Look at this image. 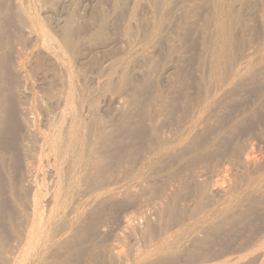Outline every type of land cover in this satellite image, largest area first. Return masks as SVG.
I'll return each instance as SVG.
<instances>
[{
    "label": "bare ground",
    "instance_id": "obj_1",
    "mask_svg": "<svg viewBox=\"0 0 264 264\" xmlns=\"http://www.w3.org/2000/svg\"><path fill=\"white\" fill-rule=\"evenodd\" d=\"M19 1V0H18ZM31 1H33V0H31ZM118 1V0H117ZM125 1V0H124ZM155 1V0H154ZM157 1V0H156ZM162 1V0H161ZM193 1V0H192ZM195 1V0H194ZM193 1V2H194ZM228 1V0H227ZM231 1H234V0H231ZM236 1V0H235ZM234 1V2H235ZM238 1V2H237ZM236 1V3H237V6H239V4L242 2V3H244L242 0H237ZM239 1H241V2H239ZM249 1H252V0H249ZM249 1L248 2H246V4L247 3H249ZM254 1V0H253ZM259 2V0H256V2ZM36 3H37V1H35ZM120 2V1H119ZM166 2V1H165ZM172 2H174V1H172ZM181 2H183L182 0H181ZM189 2H191V1H189ZM192 2V3H193ZM196 2V1H195ZM194 2V3H195ZM198 2L200 3V1L198 0ZM205 2H206V0H205ZM212 2H214V1H212ZM215 2H216V0H215ZM214 2V3H215ZM218 2H220V1H218ZM260 2H262V4L264 5V3H263V0H260ZM259 2V3H260ZM24 3H26V1L24 0ZM24 3H23V5H24ZM32 3V2H31ZM188 3V2H187ZM186 3V4H187ZM193 3V4H194ZM224 3H226V1H222V5L224 6ZM228 3V2H227ZM227 3H226V5L225 6H227ZM233 3V2H232ZM258 3V4H259ZM157 5H159L158 3H156ZM167 4V3H166ZM175 4V3H174ZM181 4V3H180ZM185 4V3H184ZM189 4V3H188ZM191 4V3H190ZM193 4H191V5H193ZM196 4V3H195ZM202 4V2L200 3V6H202L201 5ZM208 4H209V2H208ZM217 4V3H216ZM230 4H231V2H230ZM243 5L244 6V8H245V6L247 7L248 5H250V4H248V5ZM254 4V3H253ZM252 4V5H253ZM262 4L260 3L259 5L262 7ZM23 5H20L21 6V8H22V6ZM171 5V4H170ZM177 5V4H176ZM204 5V4H203ZM220 5V4H219ZM242 5V4H241ZM240 5V7H235L234 8V10H236V12H237V10L238 9H240V11H241V9L243 8L242 6ZM251 5V6H252ZM19 6V7H20ZM119 6H121V4L119 5ZM119 6H117V7H119ZM188 6V5H187ZM187 6H185V8L187 7ZM190 6V5H189ZM197 7H198V5H196ZM212 6V5H211ZM224 6V7H225ZM250 6V7H251ZM254 6V5H253ZM252 6V7H253ZM258 6V5H257ZM256 5H255V9H256V7H257ZM24 7H25V5H24ZM33 7H34V3H32V8L31 9H33ZM180 7V6H179ZM177 8V9H180V8ZM217 7V6H216ZM228 7V6H227ZM242 7V8H241ZM26 8H27V6H26ZM35 8V7H34ZM184 8V7H183ZM183 8H181V10H180V12L182 11V9ZM188 8V7H187ZM192 8V7H191ZM196 8V7H195ZM209 8V7H208ZM207 8V9H208ZM226 8V7H225ZM230 8V7H229ZM248 8V7H247ZM258 9L260 8V7H257ZM264 8V7H263ZM263 8H262V11L261 12H263L264 10H263ZM161 9V8H160ZM217 9H219V6H218V8ZM221 9V8H220ZM227 9V8H226ZM226 9H222V10H224V11H220V10H218V11H211L210 12V14H209V17H207V18H211L210 17V15H212L213 14V19H214V21H215V24H213L214 23V21H211V24H213V25H215V32H214V36H213V38H212V42H207L206 43V45H208V43H212V46H210V44H209V47L212 49V54H213V58L211 59V58H209L208 59V64H207V70H206V73H202V75L198 78V79H200L199 80V82L198 83H196V86H194V87H196L195 89H194V93L193 94H187L186 92V90H184L185 88H182L184 85V83H185V78H186V80L188 79L187 77H181L180 75H177V83L175 84V85H177L175 88H174V90H170L171 89V86L169 85V84H172L173 85V83H169V82H167V83H169L168 85H169V87H170V89H169V92L168 93H165V92H160V91H158V92H156V93H154V95L153 94H151V97H150V95H149V100L148 101H144V100H141L140 98V100H138L135 96H130V93H128L127 94V99L128 100H130V104H131V107H132V109H130V111L132 112V115L130 114L129 116H128V112H129V110H128V112H127V114H126V116H124L125 114H118V116H117V114H115L117 117H115V119L116 118H119V120L117 119V121L115 122V124L114 123H110V124H108L105 128H102L101 127V124L104 122V120L101 122V123H99L97 120H95V121H93L94 119V116H96V113H98V112H96L95 114L93 113V117H92V115H90L91 116V119H93L92 121L93 122H91L92 124H85L84 123V119H85V117H83L84 119H82V118H79L80 117V115H82V113L78 116V112L80 111H78V108L80 109V108H82V106H81V101L80 100H73V96L75 95V93H76V91H75V93H74V95L72 94V89H71V87H72V79L74 78V76H73V73H72V71H71V69L65 64V62H66V59H64V57H66V55H68L67 53H66V55L64 56V52H63V50L64 49H66L67 48V45L70 43L71 44V42H72V44H73V41H72V39H73V37H72V31L73 30H71L70 29V21L66 24V22H65V29H64V33H63V37H62V40L63 41H61V40H59L60 38L59 37H57L56 35V40H55V38H53V34L55 33H49L50 32V30H48L49 28H47L46 30H45V28H46V25L44 26L45 28H42L41 30H42V39L41 38H37L38 40H40L41 39V42H42V50L41 51H45V53H46V55L50 58V59H52L53 61H55V67L54 68H56L55 70H57V72L56 73H58L57 74V76H60V78H61V82H62V86H63V88H64V90L60 93V91H59V95H58V97H57V99H55V97L56 96H54L53 98L55 99V100H57V103L55 104V106H54V108H55V111L54 112H52V110H51V112H50V110L48 109V111L50 112V113H47V114H45V113H43V115H42V107H43V104H42V100H41V94H40V97H38V98H35V97H37V96H34V102H33V105L30 103V102H27V101H29V99H28V96H30V94L28 95H26V92H25V88H24V86H19L18 87V89H17V91L15 90V96H19V98L21 99V98H23V99H25V102L23 103H21V101H23V99L22 100H20L19 98H16V99H19V103H17L18 101L16 100V101H14V102H16L17 104H18V106H19V104L21 103V105H20V108H19V110H16L17 111V116H21L22 117V122H20L21 123V136H22V141H21V143L19 144V145H17V147H19V149H20V152H19V154H20V156L18 155V152H17V150L14 148V145L12 144L13 143V139H11V133H13L12 131L13 130H15V128L17 127V126H15L14 124H13V126H11L12 124H8V123H10V121L11 120H9V122H6V121H4V119H2L1 117H0V157H3V158H5L8 154H9V156L11 157V160L13 161V166L14 167H16V170L18 169V167L20 168V171H18V172H20V173H18V174H20L19 175V178H18V181H16V182H14V181H12V182H10V184L8 185V190H7V192H8V198H10L11 200H14V203L15 204H18L19 205V202H18V199H19V193L20 194H23L24 195V197H25V200H26V203H27V205L25 206V208L22 210V212H21V214H20V223L18 224L17 222L19 221H17L16 220V217H18V215L15 217L13 214V216H10V214H11V211H10V208L7 206L6 208H5V206H2L1 205V203H0V220L2 219V217H4L5 215H7V217H6V219H8V221L6 222V225H3V224H0V242L1 241H3V240H1V239H4V236H5V234H4V232H5V230L8 228V227H10V228H8L9 230V232L11 231L10 229H12V232H13V237H12V240H11V242H10V246H8V248L7 247H5V248H7L8 249V251H6V250H2V251H4V252H7V259H6V261H5V263L4 264H47V263H45L44 262V259H45V256H46V254H48V253H53V251H54V253H55V250H57V252H58V250H59V252H60V250H62V251H64V250H67L68 251V249H70V247H71V245L74 243L75 244V242L78 240V238L79 237H81L82 235H83V233H84V231L86 230V228H87V225L88 224H86V220L87 219H89V216H90V212L91 213H94L95 214V212L97 213L100 209L102 210L103 208H107V206L108 207H110V206H114L115 205V208H116V206H117V202H119V203H121V201L123 200V198H122V200H119V198L121 197V193H123V192H121V187H118V183L121 181V180H119V176H120V174H123L124 172H123V169L125 168V166H127V168L128 167H130V166H128L131 162H132V158H133V156H134V154L130 151L131 149H129L128 147L129 146H131L129 143V145H128V147H126L125 146V144H123V141H122V139L124 140V138H122L121 139V137L123 136V137H130L131 139H129L130 140V143L134 140L135 141V139H137L138 141H139V143L138 144H140V148H141V150H143V151H145V159L143 158H141V156H140V158H141V162L143 163V168L141 169L142 171H140L139 172V174L142 176V177H144V175H146L147 174V176H148V174H154L155 172L157 173V171L158 170H161L162 171V169L163 170H165L166 168H164V167H168V170L169 169H171V168H173V172H174V176H175V178H177V181L181 184H185V185H187L186 183H187V180H191V179H193V185H191L190 187V189H193V187L192 186H194V189L192 190L193 192H191V191H189V192H191L192 193V197L195 195V194H199L200 196H207V197H213V196H219L221 199H222V203L220 204V206L219 207H216V208H214V209H212L210 212H203V208H202V202L200 201V200H197V202L195 201V204L194 205H196V207H195V209L193 210V216H197V220L196 221H194V219L192 220V221H194L195 223H193L194 225H193V227L192 228H190V227H188L189 225H187V223H184L185 225H186V227H188L187 229H186V227H185V232L184 231H180V229L178 230V231H180V232H184L185 233V235H186V237H183V235H181V234H183V233H180V232H178L177 234H175L174 232H173V234H174V236L173 237H170V236H172L173 234H169L170 236H168V237H165L164 239H163V241H162V243H161V245L159 246V248L160 249H165V250H171V249H175V250H185V249H187L188 247H186V246H188V244H189V246L191 245V244H195V242L197 241L195 238H197V236H198V234H203L204 236H206L207 237V240L209 239H213V238H215L214 237V235H212V233L214 232V231H216L215 229H218L219 228V226L217 225H211V223H213V219H215V218H219V219H221V225L220 226H222V225H224V224H226V225H229V224H243V223H246V220H247V216H249L250 217V213L251 212H249V210H245V208H248V206H246L245 208L243 207V206H241V204L242 203H248V205L250 204H252L251 202H257V204H259L260 206H262L261 205V203L264 201V170H261V169H264L263 167H261V166H264L263 164H264V160H263V163L261 162V160H259V158H261L262 157V153H260V156L259 157H255L254 156V154H253V151L251 150V149H253V147L251 148L250 146H246V144L247 143H245V141H244V143H242L245 147V150L243 151L244 153H240L239 152V150H238V148H239V146H240V144H237V142L236 143H234L233 144V141H232V145H230V150L232 149V151H230V154H228L227 153V157H226V155H225V153H224V151H223V153H224V155H223V157H222V160L221 161H217V163L216 164H214V166L211 164V163H209V161L211 162V158H212V156H211V151H213V150H215L216 151V148H217V150H220V148H218L217 146H220L219 144H221V148H223V147H225V145L228 143V142H230L228 139H230L231 137H235L236 135L235 134H238L239 133V131H240V128H241V125L242 124H244V123H249V122H251L253 119H255L256 120V117H257V115L259 114L257 111H254V109H253V107H252V109L251 110H248V111H246V109L244 110V111H240V109H239V107L237 108V109H239V111H234V112H231L229 115H225V112H226V109L228 108V107H230V105L237 99V98H239L240 97V95L242 94V93H244V92H246V90L247 91H249V89H251L252 87H258L257 85H261V83H260V79L262 80V77L260 76L261 74H259V69L261 68V67H263L262 65H264V57H260L261 58V60H249V59H247V58H242V59H238L237 61H235L236 60V58H237V56H236V58L234 59V60H232L230 57H228L229 55H231V53L229 54V51H231L230 50V48H232L233 49V46H231V34H230V31H229V29H231V26H230V24H235L236 22L238 23L239 21V23H241L242 24V21H244L245 20V18L244 19H241V18H243V17H240L239 18V20L238 21H235L234 23L232 22L231 23V19H232V17H234V16H232L233 15V11H231V9H228L227 11H225ZM253 9H254V7H253ZM34 11H35V9H33ZM185 11L186 10H189V9H184ZM183 10V11H184ZM197 10H199V8H197ZM201 10V9H200ZM230 10V11H229ZM24 11V10H23ZM209 11V10H208ZM248 11V10H247ZM21 12V11H20ZM25 12V11H24ZM27 13H23V15L25 16V14L27 15L28 14V11H26ZM118 12V11H117ZM127 12H130V11H127ZM127 12H126V15L125 16H127ZM146 12V11H145ZM157 12V14L159 15V14H161L160 12L161 11H156ZM172 11H167V16H174V15H171V14H173V13H171ZM189 12V11H188ZM191 13H193V12H195V11H190ZM244 12H246V11H244ZM260 12V13H261ZM18 14H19V11L17 12ZM131 13V12H130ZM136 12H134V14H133V11H132V15H136L135 14ZM152 13V12H151ZM150 12H149V14H151ZM163 13V12H162ZM205 13V12H204ZM243 13V12H242ZM264 13V12H263ZM263 13H261V15L263 14ZM29 14H30V11H29ZM32 14V13H31ZM147 13H145V15H146ZM148 14V15H149ZM153 14V13H152ZM178 14V13H177ZM196 14H197V11H196ZM207 14V13H206ZM235 14V13H234ZM237 14H238V12H237ZM37 15V14H36ZM119 16L120 15H122V14H118ZM145 15H144V17H145ZM157 15V16H158ZM163 15H164V13H163ZM176 15V14H175ZM201 15V14H200ZM241 15V14H240ZM256 15H257V12H256ZM264 15V14H263ZM262 15V16H263ZM24 16H22V13H21V16L20 17H22L21 19H23V17ZM29 16V15H28ZM31 16V15H30ZM30 16H29V18H30ZM101 16V15H100ZM138 16V15H137ZM137 16H135V17H137ZM140 16H142V15H140ZM150 16V15H149ZM154 16H156L155 15V11H154ZM154 16H153V19H154ZM165 16V15H164ZM167 16H165L166 18H168ZM178 16V15H177ZM179 16H181V17H179V18H177L178 19V21H177V23L173 26V28H172V30H183V29H185L186 28V20H185V18H184V16H182L181 15V13H180V15ZM188 16H190V15H188ZM194 16H195V14H194ZM197 16V15H196ZM199 16V15H198ZM236 16H239V15H235V18H236ZM245 16V15H244ZM257 16H259V15H257ZM36 17V16H35ZM38 17V16H37ZM124 17V16H123ZM123 17L121 18V22H123V24H120V25H124L125 24V28L127 27L126 26V22L128 21L127 19V21L125 22V21H123ZM128 17H129V15H128ZM131 17V16H130ZM146 17L148 18V16L146 15ZM150 17H152V15L150 16ZM149 17V18H150ZM162 17V16H161ZM172 17L171 18H168V19H170V21H171V19H172ZM26 18V17H25ZM104 20L106 19V17L104 18V17H102ZM101 17H100V20L102 19ZM107 18H109V17H107ZM132 18V17H131ZM145 19V20H147V22H149V23H146V21H144V20H142L143 22H145V26L147 25V24H150V21H148V19ZM164 17H162V19H163ZM264 18V17H263ZM40 19V18H39ZM102 19V20H103ZM124 19H125V17H124ZM129 19V18H128ZM151 19V18H150ZM149 19V20H150ZM161 18H160V16H158V18H156V23H154V24H156V26L158 25L157 23H159V21H157V20H160V22H161V20H162ZM187 19V18H186ZM208 19V21L210 22V20ZM241 19V20H240ZM24 21L26 20V19H23ZM27 20H28V18H27ZM37 20V19H36ZM35 20V21H36ZM40 20H42V19H40ZM95 20H99V19H96L95 18ZM103 20V21H104ZM106 20H108V19H106ZM105 20V21H106ZM110 20V19H109ZM109 20L107 21V22H109ZM130 20V19H129ZM133 20V19H132ZM134 20H137V19H134ZM152 20V19H151ZM174 20H175V17H174ZM235 20V19H234ZM30 21V20H29ZM38 22H40L39 20H37ZM36 21V22H37ZM68 21V20H67ZM73 21V20H72ZM93 21V20H92ZM116 21H118V20H116ZM153 21H155V19L153 20ZM163 21V20H162ZM165 21V20H164ZM188 21V20H187ZM190 21V20H189ZM200 21V20H199ZM246 21V20H245ZM248 21V20H247ZM246 21V22H247ZM262 21V20H261ZM260 21V22H261ZM96 22V21H95ZM106 22V23H107ZM131 22V21H130ZM134 22H136V21H132V23H134ZM142 22V23H143ZM173 22V21H172ZM176 22V21H175ZM174 22V23H175ZM204 22V21H203ZM202 22V23H203ZM262 22H264V21H262ZM262 22H261V25H262ZM92 23V22H91ZM106 23H104L103 22V24H106ZM114 23H118V22H114ZM113 23V24H114ZM152 23V22H151ZM190 23V22H189ZM196 23V22H195ZM201 23V24H202ZM205 24H206V22H204ZM203 23V24H204ZM208 23V22H207ZM237 23L235 24L236 26H237ZM238 23V24H239ZM245 23V22H244ZM28 24V23H27ZM76 24V23H75ZM93 24H95V23H93ZM108 24H110L111 25V22L110 23H108ZM128 24H129V22H128ZM144 24V23H143ZM161 25H163V22L162 23H160ZM159 24V25H160ZM194 24V23H193ZM204 24V25H205ZM209 24V23H208ZM247 24V23H246ZM260 24V23H259ZM38 25V27H40L39 26V24H37ZM43 25V24H42ZM102 25V24H101ZM135 24H133V27H132V29L133 28H135L136 26H134ZM139 25V24H138ZM138 25H137V29H138ZM158 25V26H159ZM160 25V26H161ZM189 25V24H188ZM197 25V24H196ZM207 25V24H206ZM205 25V26H206ZM213 25H211V27L210 28H212L213 27ZM243 25V24H242ZM242 25H240L239 24V26H242ZM251 25V24H250ZM263 25H264V23H263ZM22 26H24L23 24H22ZM30 26V25H29ZM59 26V25H58ZM132 26V25H131ZM131 26H130V28H131ZM143 27L142 25H141V28H146V27ZM151 26V25H150ZM150 26H147V27H150ZM159 26V27H160ZM201 26V25H200ZM210 26V25H209ZM232 26H234V25H232ZM234 27L235 29L237 28V27ZM238 26V27H239ZM243 26H245L246 27V25H243ZM31 27V26H30ZM47 27H49V25L47 26ZM71 27H72V25H71ZM77 27V26H76ZM95 27V26H94ZM105 27V26H104ZM106 27H108V25H106ZM105 27V28H106ZM112 27H113V25H112ZM112 27H110V28H112ZM117 27V26H116ZM164 27H165V25H164ZM163 27V28H164ZM201 27H203V26H201ZM200 27V28H201ZM249 27V26H248ZM26 28V27H25ZM29 28V27H28ZM34 28V27H33ZM41 28V27H40ZM61 28V27H60ZM101 28V27H100ZM100 28H98V30L100 31V32H102V28L100 29ZM128 28H129V26H128ZM140 28V31H142L143 29H141ZM162 28V27H161ZM167 28H168V26H167ZM194 28V27H193ZM207 28H209V27H207ZM244 28V27H243ZM261 28H263V31H264V27L263 26H261ZM50 29H52L53 30V28H51L50 27ZM89 29V28H88ZM116 29V28H115ZM132 29H130V30H132ZM136 28H135V33H136V30H137ZM154 29H155V27H154ZM154 29H153V32L150 34L151 35V39H152V41L151 42H153V39L155 38V37H157V33L159 34V31H158V29H157V31L155 30L154 31ZM196 28H194V30H195ZM253 29V28H252ZM260 29V28H259ZM28 30V29H27ZM52 30H51V32H52ZM91 30H93V28H91ZM105 30V29H104ZM103 30V32L102 33H104V34H101L100 32H97V30L95 29V31L97 32V34L95 35L96 37L99 35V33L101 34V35H105V31ZM106 30H107V28H106ZM120 30H121V28H120ZM125 30V29H124ZM161 30H163L164 31V29H161ZM188 30V29H187ZM193 30V29H192ZM193 30V31H194ZM198 30H199V28H198ZM211 30V29H210ZM239 30V29H238ZM241 30V29H240ZM243 30V29H242ZM254 30V29H253ZM30 31V30H29ZM55 31V30H54ZM80 31V30H79ZM88 31V30H87ZM90 31V30H89ZM88 31V32H89ZM108 31V30H107ZM114 31V30H113ZM117 31H119V30H117ZM186 31V30H185ZM205 31H207V30H205ZM209 31V30H208ZM207 31V32H208ZM211 31H213V29L211 30ZM232 31H233V33H234V29L232 28ZM261 31H262V29H261ZM261 31H260V33H261ZM38 32H39V29H38ZM91 32V31H90ZM111 32V29H110V31H109V33ZM115 32V31H114ZM131 32V31H130ZM134 32V31H133ZM145 34H146V31L144 30L143 31ZM167 32H169V31H166V33ZM189 32V31H188ZM197 32V31H196ZM195 32V33H196ZM41 33V32H40ZM60 33H62V32H60ZM121 33V32H120ZM123 33V32H122ZM163 33V32H162ZM161 33V34H162ZM213 33V32H212ZM242 33V32H241ZM264 33V32H263ZM262 33V34H263ZM52 34V35H51ZM56 34V33H55ZM80 34V33H79ZM92 34V33H91ZM94 34H95V32H94ZM94 34H93V36H94ZM126 34H127V28H126ZM137 34H139V33H137ZM144 34V35H145ZM160 34V35H161ZM169 34V33H168ZM202 34H204V33H202ZM112 35V34H111ZM114 35H116V34H114ZM127 35H129L130 36V33L129 34H127ZM134 33L132 34V37H133V39H134ZM140 35V34H139ZM165 35V34H164ZM201 35V34H200ZM199 35V36H200ZM234 35V34H233ZM244 35V34H243ZM29 36V35H28ZM75 37H76V35H74ZM84 36H85V34H84ZM93 36H89L90 38L91 37H93ZM94 36V37H95ZM119 36V35H118ZM118 36H116V37H118ZM167 36V35H166ZM172 36V35H171ZM193 36H194V34H193ZM242 36V35H241ZM260 36H261V34H260ZM86 37H87V35H86ZM93 37V38H94ZM120 37V36H119ZM118 37V38H119ZM127 37L128 36H126V39H127ZM139 37H142L141 35L139 36ZM147 36H145V38H146ZM149 37V36H148ZM161 37H163V36H161ZM160 37V38H161ZM196 37V36H195ZM59 38V39H58ZM93 38H91V39H93ZM103 38V37H102ZM144 38V39H145ZM171 38V37H170ZM169 38V39H170ZM181 38H182V36H181ZM200 38H202V37H200ZM206 38V37H205ZM233 38V37H232ZM237 38H240V37H236V39ZM244 38V37H243ZM262 38V37H261ZM31 39V38H30ZM88 39V38H87ZM91 39H89V41L91 40ZM98 39V38H97ZM101 39V38H100ZM104 39V38H103ZM111 39V38H110ZM110 39H109V43L107 42L106 43V46H108L107 47V49L109 48V45L108 44H110ZM131 39V38H130ZM144 39L142 38V40H143V42H144ZM148 38H146L145 40H146V42H148V40H150V38L147 40ZM168 39V40H169ZM172 40H174V37H172L171 38ZM192 39V38H191ZM1 40V39H0ZM32 41H33V39H31ZM35 40V39H34ZM57 40H59V41H57ZM73 40H75V38L73 39ZM108 40V39H107ZM113 40V39H112ZM114 40H115V38H114ZM113 40V41H114ZM141 40V39H140ZM142 40L140 41V44H143V42H142ZM157 41H159L158 40V38L156 39ZM156 40H154L155 41V43L157 42ZM165 40H167V38L165 39ZM171 40V41H172ZM178 40H179V38H178ZM190 40V39H189ZM188 40V41H189ZM237 40H239V39H237ZM243 40V39H242ZM241 40V41H242ZM56 41H57V43H56ZM61 41V42H60ZM85 41H86V38H85ZM94 41V40H93ZM93 41H92V43H93ZM119 41V40H118ZM118 41H117V46H118ZM122 41H124V40H122ZM129 41V40H128ZM137 41V40H136ZM183 40H181L180 42H182ZM187 41V40H186ZM207 41V40H206ZM243 41H245V40H243ZM249 41V40H248ZM257 41V40H256ZM259 41V40H258ZM261 41V40H260ZM60 42V43H59ZM97 42H102V41H97ZM116 42V41H115ZM115 42H113V43H115ZM130 42H133V41H130ZM129 42V43H130ZM138 42H139V40H138ZM146 42H144V43H146ZM150 42V41H149ZM148 42V44H151V43H149ZM167 42H169V41H166V43ZM263 42V41H262ZM5 43H6V41H5ZM35 42L33 41V46L35 45L34 44ZM96 43V42H95ZM121 43V42H120ZM124 43V42H123ZM175 43V42H174ZM252 43V42H251ZM256 43V42H255ZM261 43V42H260ZM69 44V45H70ZM98 44V43H97ZM97 44H96V50L98 49L97 48ZM104 43L102 42V44H99L98 45V47L100 48V45H102L103 47H104V49L106 48V46H104L103 45ZM122 44V43H121ZM164 44V43H163ZM168 44V43H167ZM169 44H171V43H169ZM178 44V43H177ZM179 44H181V43H179ZM183 44V43H182ZM200 44H201V42H200ZM238 44V43H237ZM243 44V43H242ZM246 44L248 45L249 44V42L247 43L246 42ZM258 44H259V42H258ZM2 45H4V44H2ZM9 45V44H8ZM113 45V44H112ZM122 45H125V44H122ZM155 45V44H154ZM161 45H162V43H161ZM161 45L159 44V46L161 47ZM175 45H176V43H175ZM185 45V44H184ZM244 45V44H243ZM253 45V44H252ZM255 45V44H254ZM70 46H72V45H70ZM69 46V47H70ZM82 46V45H81ZM91 46V45H90ZM127 46V45H126ZM138 46V45H137ZM144 46H145V44H144ZM147 46V45H146ZM150 46V45H149ZM157 46V45H156ZM158 46V47H159ZM164 46V45H163ZM169 46V45H168ZM171 46H174V45H171ZM177 46V45H176ZM179 47H180V45H178ZM188 46V45H187ZM204 46V45H203ZM259 46H260V44H259ZM4 46H2V48H3ZM19 47H20V45H19ZM35 47H36V45H35ZM66 47V48H65ZM76 47V46H75ZM92 47H93V44H92ZM92 47H91V49H92ZM123 47V46H122ZM122 47H120L119 46V48H121L122 49ZM134 47H136L135 45H134ZM133 47V48H134ZM178 47V48H179ZM247 47V46H246ZM251 47H253V46H251ZM251 47H249L250 48V50H252V48ZM257 46H255V47H253V49L254 48H256ZM24 48V47H23ZM34 48V47H33ZM71 48V47H70ZM94 48H95V45H94ZM93 48V49H94ZM115 48V47H114ZM114 48H112V49H114ZM126 48V47H125ZM128 49H129V46L127 47ZM127 48H126V50H127ZM146 48H149V47H146ZM145 48V49H146ZM154 48V47H153ZM183 48H184V46H183ZM182 47H181V50L183 49ZM210 48H208V49H210ZM241 48H243V47H241ZM248 47H247V49H249ZM17 48H15V50H16ZM18 49H20V48H18ZM17 49V50H18ZM28 49V48H27ZM41 49V48H40ZM92 49V50H93ZM107 49H105V50H107ZM111 48H110V50H112ZM117 49H118V47H117ZM131 49L132 48H130V51H131ZM139 49V48H138ZM173 49H175V48H173ZM190 49V48H189ZM210 49V50H211ZM236 49V48H235ZM256 49H258V48H256ZM260 49V48H259ZM262 51H263V56H264V48L262 47ZM1 50V49H0ZM22 50V49H21ZM29 50V49H28ZM28 50H26V51H28ZM32 50V49H31ZM68 50V49H67ZM76 50V49H75ZM125 50V51H126ZM140 50V49H139ZM144 50V49H143ZM147 50V49H146ZM148 50H150V49H148ZM160 49H158V51H159ZM163 50V49H162ZM171 50V48L169 49V53L171 52L170 51ZM180 50V49H179ZM193 50V49H192ZM199 50H201V49H199ZM242 50H243V52H244V54L247 56V50H246V52L244 51L245 49L243 48V49H241V52H242ZM250 50H249V52H250ZM7 51V50H6ZM19 51V50H18ZM38 51V50H37ZM36 51V52H37ZM41 51H40V53H41ZM99 51L100 50H98L97 52L99 53ZM107 51H109V50H107ZM124 51V52H125ZM132 51H133V49H132ZM137 51V50H136ZM153 51V50H152ZM9 52V51H8ZM16 52V51H15ZM25 52V51H24ZM68 52H69V50H68ZM90 52H92L91 50H90ZM105 51H103V54L104 55H106L105 53H104ZM109 52H111V51H109ZM109 52H106V53H109ZM122 52H123V50H122ZM122 52H120V53H122ZM123 52V53H124ZM129 52V51H128ZM134 52V51H133ZM133 52H131V53H133ZM138 52V51H137ZM143 52V51H142ZM146 52V51H145ZM144 52V53H145ZM160 52H161V50H160ZM181 52V51H180ZM192 52H194V51H192ZM232 52V55H233V50L231 51ZM242 52V53H243ZM252 52V51H251ZM250 52V53H251ZM259 52V51H258ZM257 52V53H258ZM14 53V52H13ZM12 53V54H13ZM35 53V52H34ZM94 53V52H93ZM98 53H96V56H97V54ZM113 53V52H112ZM122 53V54H123ZM136 53V52H135ZM135 53H134V55H135ZM148 53H150L149 51H148ZM156 53H157V51H156ZM156 53H154L155 55H156ZM175 53V52H174ZM179 53V52H178ZM236 53H238V52H236ZM15 54V53H14ZM36 54V53H35ZM35 54H34V56H35ZM95 54V53H94ZM102 54V55H103ZM110 54V53H109ZM122 54H121V56H122ZM127 54V53H126ZM146 54V53H145ZM145 54H144V57H147V54H146V56H145ZM152 54V53H151ZM150 54V55H151ZM158 54V53H157ZM173 54V53H172ZM229 54V55H228ZM254 54V53H253ZM26 55V54H25ZM24 55V56H25ZM36 55H38V54H36ZM41 55V54H40ZM39 55V56H40ZM43 55V54H42ZM41 55V56H42ZM103 55V56H104ZM141 55V54H140ZM143 55V54H142ZM150 55H148V57L150 56ZM155 55H151V60H152V57H155ZM171 55V54H170ZM202 55H205V54H202ZM231 55V56H232ZM235 55H237V54H235ZM245 55H243V56H245ZM261 55V54H260ZM34 56H33V59H34ZM46 56V57H47ZM70 56H72V55H70ZM88 56V55H87ZM98 56H99V54H98ZM101 56V55H100ZM99 56V57H100ZM112 56H114V55H112ZM124 56L126 57V55H123V58H124ZM163 56V55H162ZM161 56V54H160V57H162ZM183 56V55H182ZM181 56V58H183ZM188 56V55H187ZM197 56V55H196ZM256 56V55H255ZM44 57V55L42 56V58ZM91 57V56H90ZM106 57H108V56H106ZM116 57V56H115ZM129 57L130 56H128V59H129ZM131 57H133V54H131ZM130 57V58H131ZM143 57V58H144ZM194 57H195V55H194ZM198 57V56H197ZM200 57V59H201V56H199ZM199 57L198 58H196L195 57V59H199ZM204 57V56H203ZM206 57H207V55H206ZM205 57V58H206ZM254 57V56H253ZM257 57V56H256ZM255 57V58H256ZM25 58V57H24ZM35 58H37V56H35ZM40 58V57H39ZM74 58V57H73ZM93 58V57H92ZM92 58H90L89 59V61L90 60H92V62L94 61ZM94 58H95V55H94ZM101 59H102V56L100 57ZM105 58V57H104ZM110 58V57H109ZM117 58V57H116ZM193 58V57H192ZM230 58V59H229ZM259 58V57H258ZM257 58V59H258ZM26 59V58H25ZM29 59V58H28ZM38 59V58H37ZM43 59H45V58H43ZM46 59H48V58H46ZM49 59V62H52V60H50ZM113 59V58H112ZM127 59V60H128ZM131 59H133V58H131ZM134 59H136L135 57H134ZM141 59V58H140ZM183 59H185L186 60V58H183ZM189 59V58H188ZM187 59V60H188ZM23 60V55H21L20 54V52H18V53H16V56H15V59H14V62H12L13 63V67L11 66V68H12V70L13 71H15L17 74H21V71H23V62L24 61H22ZM27 60V59H26ZM71 60V59H70ZM74 60V59H73ZM87 60V59H86ZM100 60V59H99ZM108 60H111V59H108ZM125 60V59H124ZM123 60V61H124ZM127 60L126 61H124L125 63L127 62ZM130 60V59H129ZM157 60H160V59H158V57H157ZM174 60H176L175 58H174ZM178 60V59H177ZM177 60H176V62H177ZM182 60V59H181ZM205 60H207V58L205 59ZM9 61V60H8ZM12 61V60H11ZM36 61H39V59L38 60H36ZM41 61V60H40ZM47 61V60H46ZM102 61H106V60H102ZM101 61V62H102ZM115 61H117V59H115ZM122 61V62H123ZM142 61V60H141ZM156 61V60H155ZM154 61V62H155ZM162 61H163V59H162ZM161 61V62H162ZM193 61V60H192ZM195 61V60H194ZM10 62V61H9ZM44 61L42 60V63H43ZM48 62V61H47ZM47 62L45 63V64H47ZM109 62V61H108ZM111 62V61H110ZM109 62V63H110ZM118 62V61H117ZM116 62V63H117ZM122 62H120V63H122ZM145 62V61H144ZM160 62V61H159ZM158 62V63H159ZM184 62V61H183ZM197 63H198V61H196ZM201 62H202V60H201ZM201 62L199 61V63H200V65H201ZM30 63H34V62H32V61H30ZM39 63V62H38ZM54 63V62H53ZM53 63H51V66H52V64ZM77 63H78V61H77ZM88 63V62H87ZM93 63H95V61L93 62ZM104 63V62H103ZM112 63L113 64H115V62H113L112 61ZM156 63V62H155ZM163 63H164V61H163ZM168 63H170V62H168ZM171 63H173V62H171ZM179 63V62H178ZM203 63H204V61H203ZM9 64H11V62L9 63ZM25 64H27V66H28V63L26 62ZM36 62L32 65L33 67H35L36 66ZM50 64V63H49ZM49 64H47V65H49ZM78 64H80V61H79V63ZM86 64V63H85ZM102 64V63H101ZM100 64V65H101ZM113 64H111V65H113ZM127 64V63H126ZM130 64V63H129ZM137 64H139V63H137ZM137 64H136V67L134 68L135 70H136V68H137ZM141 64V63H140ZM148 64H151V62H147V64L145 65V67L143 68L144 70H146L145 68H149L150 69V67H149V65ZM176 64V63H175ZM12 65V64H11ZM35 65V66H34ZM43 65H44V63H43ZM69 65V64H68ZM74 65H76V64H74ZM81 65V64H80ZM133 65V64H132ZM142 65V64H141ZM162 65V64H161ZM177 65V64H176ZM26 66V65H25ZM46 65H44V67H45ZM72 66V65H71ZM98 66H99V64H98ZM104 66H107V63L104 65ZM110 66V65H109ZM115 66H118V64L117 65H115ZM115 66H113V71H117V68H114ZM126 66V65H125ZM128 66V65H127ZM130 66V65H129ZM128 66V67H129ZM135 66V65H134ZM139 66V65H138ZM157 66V65H156ZM172 66V65H171ZM174 66V65H173ZM188 66V65H187ZM186 66V67H187ZM9 67H10V65H9ZM29 67H31L30 66V64H29ZM37 67L38 68H41V67H39L38 66V64H37ZM37 67L35 68V69H37ZM89 67H92V65L91 66H89ZM123 67V66H122ZM121 67V68H122ZM128 67H126V68H128ZM132 68H133V66H131ZM158 67V66H157ZM166 67L167 66H165V69H166ZM168 67H170V66H168ZM168 67H167V69H168ZM177 67V66H176ZM189 67V66H188ZM43 68V67H42ZM46 68H47V66H46ZM53 68V69H54ZM110 68H111V66H110ZM130 68V67H129ZM156 68V67H155ZM185 68V67H184ZM191 68V67H190ZM264 68V67H263ZM262 68V69H263ZM32 69L33 68H31V71H32ZM34 69V70H35ZM44 69V68H43ZM47 69H49V67L47 68ZM52 69V68H51ZM50 69V70H51ZM96 69V68H95ZM100 69V68H99ZM105 69H108L107 67L105 68ZM104 69V70H105ZM115 69V70H114ZM138 69H140V67L138 68ZM137 69V70H138ZM172 69V68H171ZM187 69V68H186ZM25 70H27V69H25ZM46 70V69H45ZM55 70H52V71H49L50 73L52 72H54ZM127 70H130V73L131 72H133L134 73V71H131V68L130 69H127ZM141 70V69H140ZM161 70V69H160ZM43 71V70H42ZM106 71H108V70H106ZM119 71H120V68H119ZM142 71V70H141ZM147 71V70H146ZM153 71V70H152ZM151 71V72H152ZM170 71H171V73H170ZM168 70V72L170 73V74H168V72H166V74H168V75H172V70ZM189 71V70H188ZM261 71H263V70H261ZM260 71V72H261ZM45 72V71H44ZM78 72V71H77ZM76 72V73H77ZM83 71H79V73H82ZM90 72V71H89ZM99 72V71H98ZM129 71H127V73H128ZM139 72V71H138ZM137 72V73H138ZM156 72H157V69H156ZM164 72V71H163ZM198 72H200V70L198 71ZM25 73H27V72H25ZM24 73V74H25ZM30 73V72H29ZM29 73H27V74H29ZM41 73H43V72H41ZM47 73V72H46ZM112 73V72H111ZM113 73H115V72H113ZM117 73H118V71H117ZM124 73H125V70H124V68L121 70V72H119V74H118V77H117V75H116V73L115 74H113V75H116V77H113V75L110 77H108L107 79H105V77L107 76L106 74L107 73H105L103 76H105L104 77V80L105 81H103L102 83H99V82H101V80H103V79H99L100 77V75H98L97 77H99L98 79L100 80H98V81H95L96 82V84H97V86L99 85V87H101V88H99V91H101V90H104L103 92H105V94L109 97V99H111L110 98V96H109V93H106L107 91L108 92H110V95L112 96V94L114 93H118L119 92V94L117 95H115V98H114V96L112 97V98H114V99H112L113 101H112V103L111 104H113V106H114V109H115V111H124L123 109L126 107V105L128 106V100L126 99V98H124V96L122 97V96H120V95H122V91L125 89H127L126 87H128L127 86V82H126V80L123 78L124 76ZM126 73V74H127ZM135 74V75H138L139 77H140V75L139 74ZM141 73V72H140ZM143 73V72H142ZM145 74L147 73V72H144ZM148 73H149V70H148ZM165 73V72H164ZM83 74V73H82ZM101 74V77H102V73H100ZM129 74V73H128ZM127 74V75H128ZM160 74V73H159ZM165 74V75H166ZM174 74V73H173ZM187 74H188V72H187ZM195 74H197V73H195ZM194 74V75H195ZM263 74V73H262ZM29 75H31V73L29 74ZM28 75V76H29ZM86 75V74H85ZM130 75V74H129ZM133 75V74H132ZM153 75V74H152ZM157 75V74H156ZM162 75V74H161ZM189 75V74H188ZM198 75V74H197ZM12 76V75H11ZM54 76V75H53ZM96 76V75H95ZM143 76H146V75H144L143 74ZM143 76H141V77H143ZM149 77H150V75H148ZM185 76H186V74H185ZM14 77H17L16 75L14 76L13 75V79H14ZM21 77V75L19 76V78ZM46 77V76H45ZM89 77H93V75L91 76V73H90V76ZM96 77V78H97ZM129 77V76H128ZM128 77H126V78H128ZM137 77V76H136ZM139 77H137L138 79H139ZM152 77H155V76H152ZM151 77V78H152ZM19 78H16V80L17 79H19ZM22 78V77H21ZM28 78V77H27ZM32 78V77H31ZM48 78V77H47ZM53 78V80L55 79L54 77H52ZM57 78V77H56ZM59 78V79H60ZM78 78V77H77ZM88 78V77H87ZM130 78L132 79V77L130 76ZM135 78V77H134ZM145 78V77H144ZM12 79V80H13ZM34 79L35 78H32V80L34 81ZM59 79H58V81H59ZM92 79V78H91ZM94 79V78H93ZM91 80L92 82L95 80ZM114 80V83H112L111 81H113ZM136 79V78H135ZM146 79V78H145ZM170 79V78H169ZM190 79V81H191V78H189ZM194 79H197V77L196 78H194ZM193 79V80H194ZM264 79V78H263ZM28 80V79H27ZM32 80H30L31 82H32ZM42 80H43V78H42ZM48 80H49V78H48ZM78 80V79H77ZM133 80V79H132ZM147 80V79H146ZM146 80H145V82L143 83V84H145L146 83ZM154 81H156L155 79H153ZM0 81H1V88H3L2 90H5V91H7L8 90V88H9V77H8V72H7V66H6V64H5V62L4 61H1L0 62ZM15 81V80H14ZM19 81V80H18ZM21 81H23V80H20V82ZM37 81H39V78H38V80ZM50 81V80H49ZM55 81V80H54ZM56 81H57V79H56ZM56 81L54 82V83H56ZM57 81V82H58ZM82 82H83V80H81ZM135 81L136 80H134V87H136V85L138 86V87H140L139 85H138V82L135 84ZM142 81V80H141ZM165 81H167V80H164V81H160L161 83H165ZM188 81V80H187ZM186 81V82H187ZM263 82H264V80H262ZM26 82V81H25ZM28 82V81H27ZM27 82H26V84H27ZM35 82V81H34ZM48 82V81H47ZM80 82V81H79ZM111 84H110V83ZM157 82V81H156ZM159 82V81H158ZM170 82H172V81H170ZM189 82V81H188ZM15 83V86H14V88H16L17 86H16V81L14 82ZM23 83H24V81H23ZM30 83V82H29ZM33 83V82H32ZM32 83H30V84H32ZM38 83H40V82H38ZM45 83V82H44ZM167 83H165V84H167ZM193 83V82H192ZM260 83V84H259ZM47 84V83H46ZM58 84H60V83H58ZM76 84V83H75ZM74 84V85H75ZM84 84V83H83ZM89 84V83H88ZM93 84V83H92ZM96 84H95V86H96ZM140 84V83H139ZM142 84V85H143ZM160 84V83H159ZM189 84H191V83H189ZM263 84V83H262ZM14 85V84H13ZM36 85V84H35ZM34 85V86H35ZM81 85V84H80ZM85 85H87V84H85ZM91 85V84H90ZM89 85V86H90ZM101 85V86H100ZM129 85V84H128ZM146 85V84H145ZM193 85H195V83H193ZM264 85V84H263ZM40 86H41V84H40ZM58 86V85H57ZM60 86V88H61V85H59ZM76 86V85H75ZM74 86V87H75ZM89 86H86V87H89ZM97 86H96V88H97ZM130 86V90H131V88H134V87H131L132 85L130 84L129 85ZM144 86V85H143ZM143 86H141V88L143 87ZM187 87L189 86V85H186ZM31 87V86H30ZM29 87V88H30ZM36 87V86H35ZM39 87V86H38ZM37 87V88H38ZM47 87H48V85H47ZM55 87H56V85L54 86V89H55ZM76 87H78V86H76ZM81 87H82V85H81ZM91 87H94V86H91ZM146 87V86H145ZM262 87H264V86H262ZM13 88V87H12ZM41 88V87H40ZM90 88V87H89ZM89 88H87V89H89ZM155 88V87H154ZM158 88V87H157ZM260 88V87H259ZM32 89H33V87H32ZM36 89V88H35ZM42 89V88H41ZM53 89V91L54 92H57L58 93V91H55ZM86 89V88H85ZM93 88H91V93L92 94H90L88 91H87V93H89V95H93L94 94V92L93 91H95V90H92ZM94 89H95V87H94ZM129 89V88H128ZM156 89V88H155ZM173 89V88H172ZM261 89H263V88H261ZM1 90V89H0ZM12 90V89H11ZM38 90V89H37ZM59 90V89H58ZM142 90V89H141ZM158 90V89H157ZM159 90H160V88H159ZM257 90V89H256ZM264 90V89H263ZM34 91V90H33ZM51 91H52V89H51ZM49 92V90H48V92H49V94L50 93H54V92ZM74 91V90H73ZM82 91H83V89H82ZM86 90H84V92H85ZM138 91H140V88H139V90ZM137 91V92H138ZM145 91V90H144ZM184 91H186L185 93H184ZM30 92V91H29ZM34 92H37L36 90L34 91ZM125 92V91H124ZM127 92V91H126ZM129 92V91H128ZM135 92H136V90H135ZM136 92V93H137ZM140 92H142V91H140ZM153 92V91H152ZM190 92H191V90H190ZM10 93V92H9ZM14 93V92H13ZM33 93V92H32ZM43 93V92H42ZM81 93V92H80ZM96 93H98V90L96 91ZM132 93H134V92H132ZM247 93V92H246ZM258 93V92H257ZM7 94V93H6ZM48 94V93H47ZM54 94H56V93H54ZM85 93H83V95H84ZM99 94V93H98ZM104 94V95H105ZM126 94V93H125ZM145 94V93H144ZM1 95V94H0ZM34 95H35V93H34ZM57 95V94H56ZM77 95V94H76ZM75 95V97H77ZM89 95L87 94V96H86V99L87 100H89L87 97H89ZM103 95V94H102ZM103 95V96H104ZM153 95V96H152ZM46 96V95H45ZM52 96V95H51ZM99 96H101V94L99 95ZM130 96V97H129ZM257 96V95H256ZM48 97V96H47ZM94 96H92V98H93ZM108 97H106V99L108 98ZM244 97V96H243ZM261 97H264V95H262ZM45 98V97H44ZM79 98V97H78ZM84 98V97H83ZM95 98H96V96H95ZM98 98V97H97ZM96 98V99H97ZM101 98L102 97H99V99L101 100ZM142 98H144V97H142ZM1 99V98H0ZM5 99V98H4ZM28 99V100H27ZM85 99V98H84ZM98 99V100H99ZM104 99H105V97H104ZM15 100V99H14ZM46 100H47V98H46ZM100 100H99V102H100ZM0 101H2V100H0ZM48 101V100H47ZM54 101V100H53ZM52 101V102H53ZM90 101H91V99H90ZM89 101V102H90ZM93 101V100H92ZM96 102H97V100H95ZM102 101H104V100H102ZM144 103H143V102ZM4 102H5V100H4ZM43 102H44V100H43ZM51 102V103H52ZM87 103H88V101H86ZM99 102H97V104L99 103ZM108 100H107V103H106V101H105V103H106V105L107 106H109V104H108ZM236 102H239V101H236ZM235 102V103H236ZM11 103V102H10ZM54 103V102H53ZM92 103H94V102H92ZM91 103V104H92ZM101 103V102H100ZM104 102H102V104H103ZM245 103V102H244ZM251 103V102H250ZM254 103V102H253ZM1 104H2V102H1ZM0 104V105H1ZM85 104V103H84ZM90 104V105H91ZM95 104V103H94ZM32 105V106H31ZM88 105V104H87ZM233 105V104H232ZM236 105V104H235ZM250 106V104H248V102H246V106ZM17 106V107H18ZM46 106V105H45ZM48 106V105H47ZM94 106V105H93ZM107 106H105L104 105V108L103 109H105V107H106V110H107V108L109 109L110 107H107ZM237 106H239V105H237ZM245 106V105H244ZM252 106H254V105H252ZM259 106V105H258ZM264 106V105H263ZM32 107H33V109L35 110V113H37L36 111H38V112H40V114H41V117L42 118H40V119H36L35 117H37L38 115H35V113H34V116H33V113H32ZM83 107H84V105H83ZM91 107L92 106H89V109H91ZM261 107H262V105H261ZM260 107V108H261ZM3 108V107H2ZM2 108H0V113L2 114ZM52 108V107H51ZM101 108H102V105H101ZM236 108V107H235ZM246 108V107H245ZM259 108V109H260ZM53 109V108H52ZM112 109V108H111ZM241 109H242V107H241ZM248 109H250V107L248 108ZM11 110V109H10ZM40 110V111H39ZM92 110H93V112H94V109L92 108ZM95 110H97V108H95ZM263 110H264V107H263ZM18 111H19V113H18ZM78 111V112H77ZM83 111V110H82ZM89 112V110H87L86 109V112ZM114 111V112H115ZM262 111V110H261ZM10 112V111H9ZM88 112L87 113H84V114H88ZM91 112V114H92V111H90ZM89 112V113H90ZM103 112V111H102ZM101 111H100V114L102 113ZM109 112H111V111H109ZM125 112V111H124ZM113 113V111L111 112V114ZM115 113H117V112H115ZM130 113V112H129ZM19 114V115H18ZM3 115V114H2ZM10 115V114H9ZM123 115V116H122ZM134 115V116H133ZM90 116H88V117H90ZM262 116V115H261ZM14 117V116H13ZM12 117V115H11V119L13 118ZM108 117V116H107ZM110 117H112V115L110 116ZM110 117H109V119H110ZM10 118V117H9ZM14 118H18V117H14ZM99 118V117H98ZM83 120V122L81 121V120ZM87 120H88V118H86ZM95 119H96V117H95ZM102 118H100V120H101ZM104 119V118H103ZM257 119H261V118H257ZM264 118H262L261 120H263ZM18 120H20V117L18 118ZM89 121H91V120H89ZM106 121V120H105ZM13 122V121H12ZM19 122V121H18ZM109 122V121H108ZM107 122V123H108ZM87 123H90V122H88L87 121ZM165 123H167V124H165ZM259 123V122H258ZM257 123V124H258ZM264 123V121L262 122V124ZM18 124V123H17ZM246 124V125H247ZM164 125H167V126H164ZM259 125V124H258ZM163 126V127H162ZM264 127V126H263ZM106 128H109L108 130H106L105 131V129ZM253 128H254V126H253ZM264 129V128H263ZM16 131V130H15ZM18 131V130H17ZM19 132V131H18ZM16 133V132H15ZM147 133H148V135H147ZM245 134H246V132H244ZM18 134V133H17ZM247 134H249V132H247ZM252 134V133H251ZM19 135V134H18ZM19 135V136H20ZM235 135V136H234ZM261 135H262V133H261ZM260 135V136H261ZM21 136L19 137V139H18V141L20 140V138H21ZM145 136V137H144ZM241 136V135H240ZM248 136H250V135H248ZM248 136H245V137H248ZM259 136V137H260ZM263 136H264V133H263ZM18 137V136H17ZM16 137V138H17ZM120 137V138H119ZM125 137V138H126ZM254 137V136H253ZM13 138V137H12ZM16 138H14V140L16 139ZM132 138H135V139H132ZM239 138V137H238ZM243 138H244V136H243ZM249 139L251 138L252 139V137H248ZM257 138H258V136H257ZM237 139V138H236ZM260 139V138H259ZM132 140V141H131ZM234 140V139H233ZM241 140H242V138H241ZM253 140H255L254 138H253ZM253 140H250V141H253ZM261 140V139H260ZM17 141V142H18ZM125 141H127V140H125ZM142 141V142H141ZM239 141V140H238ZM247 141H248V139H247ZM92 143V146H91V148L89 149H87V144L88 143ZM234 142H235V140H234ZM241 142H243V141H241ZM249 142V141H248ZM256 142V141H255ZM263 142H264V140H263ZM15 143V142H14ZM253 143V142H252ZM258 143V142H257ZM260 143V142H259ZM18 144V143H17ZM131 144H133V143H131ZM135 144V143H134ZM242 144H241V146H242ZM249 144V143H248ZM247 144V145H248ZM251 144V143H250ZM262 144V143H261ZM239 145V146H238ZM264 145V144H263ZM262 145V146H263ZM228 146H229V144H228ZM257 146V145H256ZM259 146V145H258ZM243 147V146H242ZM247 147V148H246ZM128 148V149H127ZM133 148V147H132ZM226 148V147H225ZM243 148V149H244ZM242 149V148H241ZM260 149V148H259ZM226 150V149H225ZM254 151H256V150H254ZM259 150H258V147H257V152H258ZM217 152V151H216ZM221 152V151H220ZM227 152V151H226ZM259 152H261V151H259ZM258 152V153H259ZM262 152L264 153V147H263V150H262ZM8 153V154H7ZM138 154H139V152H137ZM142 153V152H141ZM218 153L219 152H217V155H218ZM216 154V153H215ZM6 155V156H5ZM217 155H215L217 158H218V156ZM257 155V154H256ZM259 155V154H258ZM143 156V155H142ZM222 156V155H221ZM263 156H264V154H263ZM20 157V158H19ZM211 157V158H210ZM220 157V156H219ZM137 158V157H136ZM135 157H134V159H136ZM139 158V159H140ZM210 158V159H209ZM18 159H20V161L18 162ZM133 159V160H134ZM215 159V158H214ZM214 159H212V160H214ZM218 159H220V158H218ZM264 159V158H263ZM144 160V161H143ZM6 163V162H5ZM135 163V162H134ZM140 163V162H139ZM142 163H141V165H142ZM214 163V162H213ZM261 163H262V165H261ZM209 164H211L213 167H211V165H209ZM8 165V164H7ZM10 165V164H9ZM261 165V166H260ZM12 166V167H13ZM259 166L261 167V169L259 170ZM3 167V166H2ZM138 167V166H137ZM1 168V167H0ZM11 168V167H10ZM127 168H125V169H127ZM131 169H132V167H130ZM140 168L141 167H139L138 169L140 170ZM4 169H6V168H3V173H4ZM7 170V169H6ZM127 170H130V169H127ZM127 170H124V171H127ZM9 171H11V170H9ZM44 171H45V174H47V179L46 178H44ZM47 171V172H46ZM16 172V171H15ZM167 172V171H166ZM170 172V171H169ZM6 173H7V171H6ZM14 173V172H13ZM127 173V174H126ZM126 173H124L125 174V176H128V177H126L125 178V180L126 179H130L132 176V178H136V177H134V175H132V173H131V171H130V174H129V172H126ZM10 174V173H9ZM9 174H7L6 176H8ZM152 174V175H153ZM158 174V173H157ZM162 175V174H161ZM164 175V174H163ZM4 176V175H3ZM46 176V175H45ZM136 176V175H135ZM9 177V176H8ZM123 177V176H122ZM163 178V177H162ZM16 179V178H15ZM1 180H2V178H1ZM3 180H5V178L3 179ZM125 180H124V182H125ZM148 180V179H147ZM147 180H145V181H147ZM162 180V179H161ZM166 180V179H165ZM171 180V179H170ZM6 181V180H5ZM9 181H10V179H9ZM119 181V182H118ZM127 181V180H126ZM128 181H131V179L130 180H128ZM135 181V180H134ZM138 181V180H137ZM145 181H143V183L145 182ZM159 181V180H158ZM168 181H169V178H168ZM152 182H154L155 183V180L154 181H152ZM157 182V181H156ZM173 182H174V180H173ZM7 183V181L5 182V184ZM127 182H125L124 184H126ZM129 183V182H128ZM142 183V184H143ZM148 183H149V180H148ZM159 183H163V182H159ZM168 183V182H167ZM169 183H171L172 184V181H169ZM189 183H191L190 181H189ZM132 184V183H131ZM170 184V185H171ZM192 184V183H191ZM138 185H140L139 183H138ZM173 185H176V186H179V185H177V184H174L173 183ZM190 185V184H189ZM120 186V185H119ZM121 186H123V182L121 183ZM132 186V185H131ZM136 186V185H135ZM145 186H146V183H144V187L143 188H145ZM156 186V185H155ZM155 186H153V187H155ZM125 187V186H124ZM123 187V188H124ZM129 187V186H128ZM140 187H142V185L140 186ZM140 187H139V190L138 191H140ZM147 187V186H146ZM149 187V186H148ZM156 187H159V186H156ZM161 187H162V185L160 186V188L159 189H161ZM163 187H164V185H163ZM183 187V186H182ZM185 188H187L188 187V185L187 186H184ZM151 188V187H150ZM174 188H176V187H174ZM2 189V185L0 184V200H1V191H3V190H1ZM5 189V188H4ZM7 189V188H6ZM5 189V190H6ZM134 189V188H133ZM158 189V190H159ZM163 189V188H162ZM179 189V188H178ZM182 189V188H181ZM184 189V188H183ZM135 190V189H134ZM141 190H142V188H141ZM150 190V189H149ZM151 190H153V189H151ZM175 190V189H174ZM124 191V190H123ZM133 191V190H132ZM155 191V190H154ZM163 191V190H162ZM176 191V190H175ZM183 190H181V192H182ZM184 191H186V190H184ZM6 192V193H7ZM126 192V191H125ZM141 192V191H140ZM140 192H137L136 190H135V193L136 194H138V193H140ZM178 192V191H177ZM195 192V194L193 195V193ZM127 193V192H126ZM125 193V194H126ZM129 193V192H128ZM134 193V194H135ZM146 193H150V192H146ZM173 193V191H172V189H171V186H168V188L167 189H165L164 190V193L162 192V193H157V195L158 194H160V196H159V198L155 201V203H153L151 206H148V205H146V206H148V207H144V209H141L140 207H136V212H137V217L139 216V218H141V220H144V221H141V224H140V221L138 222V220H136V217H135V215H134V217L132 216H128V214H126L127 216H125L124 214H125V212H124V214L122 213V211L120 212V216L122 215L123 217L121 218V220H119V224H117L118 226H120V227H118V229L117 230H119L120 231V234H119V232H117V230H116V232L119 234V236L121 237V238H125V237H135L136 238V236L138 235L136 232H139V234L141 235V237L143 236L144 238H146L147 236H149L150 235V233L149 232H151L150 231V229H149V232L147 231V228H149V223L147 222V221H149V220H151L152 218H149L150 216L151 217H155L156 215H159V214H161V213H165L166 215H164V216H167V218L169 217V216H171V215H173L175 212H176V210H177V205H179L180 204V206H181V203L180 202H178L179 204H176V201H174V199H172L174 196H175V194H172ZM176 193V192H175ZM180 193V192H179ZM130 194V196H131V193H129ZM128 194V195H129ZM142 194H144V193H142ZM142 194L140 193V194H138V196L140 197V198H142L141 199V201L142 200H144L143 199V197H141L142 196ZM156 194V193H155ZM128 195L126 196V197H128ZM152 195V194H151ZM181 195V194H180ZM146 196H147V194H146ZM153 196V195H152ZM173 196V197H172ZM179 196V195H178ZM124 198H125V196H123ZM131 197H133V196H131ZM151 197V196H150ZM158 197V196H157ZM182 197V196H181ZM190 197V199H191V201H192V198H191V195L189 196ZM196 197V196H195ZM194 197V198H195ZM206 197V198H207ZM139 198V199H140ZM171 198V199H170ZM174 198H176V197H174ZM178 198V197H177ZM176 198V199H177ZM201 198H203V197H201ZM128 199H129V197H128ZM138 199V198H137ZM154 199H156V198H154ZM170 199V200H169ZM179 199H181V198H179ZM189 199V200H190ZM199 199V198H198ZM219 199V198H218ZM23 200V199H22ZM125 200V199H124ZM130 200V199H129ZM148 200V199H147ZM146 200V201H147ZM150 200V199H149ZM152 200V199H151ZM183 200V199H182ZM188 200V199H187ZM209 200V199H208ZM141 201H137L136 200V202H138L139 204H136V202L134 203V205H138V206H140L141 204H140V202ZM171 201V202H170ZM179 201V200H178ZM184 201V200H183ZM186 201V200H185ZM213 201V200H212ZM126 202H127V200H126ZM126 202H124V204L126 203ZM129 202V201H128ZM127 202V203H128ZM152 202V201H151ZM154 202V201H153ZM182 202V201H181ZM189 202V201H188ZM188 202H186V203H188ZM193 202H194V199H193ZM214 203H215V201H213ZM218 202V201H217ZM221 202V201H220ZM131 203V202H130ZM130 203H128L129 205H130ZM146 203V202H145ZM186 203H184V204H186ZM189 203H191L192 204V202H189ZM202 203V204H201ZM254 203V205H256ZM22 204H25V201H24V203H22ZM123 204V203H122ZM148 204V203H147ZM184 204H182V206H184ZM190 204V205H191ZM209 204V203H208ZM210 204H211V201H210ZM126 205V204H125ZM122 205L121 207H122V209H121V207H120V209L121 210H124L125 208H126V206H128V205ZM143 205V204H142ZM204 205L206 206L207 205V203L205 204L204 203ZM204 205H203V207H204ZM253 205V204H252ZM251 205V206H252ZM253 205V206H254ZM12 206V205H11ZM24 206V205H23ZM22 206V207H23ZM119 206V205H118ZM132 206V205H131ZM143 206H145V204L143 205ZM208 206V205H207ZM210 206H213V203H212V205H210ZM209 206V207H210ZM243 207L242 208V212L241 211H239V207ZM250 206V207H251ZM92 207V208H91ZM125 207V208H124ZM142 207V206H141ZM190 208L191 209V207H189V206H185V208ZM194 207V206H193ZM105 208V209H106ZM114 208V209H115ZM124 208V209H123ZM129 208V207H128ZM131 208V207H130ZM146 208V209H145ZM182 210L184 209V207L182 208V207H180ZM179 208V209H180ZM205 208H208V207H205ZM213 208V207H212ZM263 208L264 207H262V211H264L263 210ZM97 209H99L98 211H97ZM109 209H111V208H109ZM117 209V208H116ZM118 209H119V207H118ZM134 209H135V207H133L132 208V211L134 212ZM141 209V210H140ZM180 209V210H181ZM243 209H244V211H243ZM248 209H250V210H252L251 208H248ZM14 210V209H13ZM92 210H93V212H92ZM96 210V211H95ZM107 211H108V209H106ZM129 210H131V209H129ZM202 210V212H200ZM105 211V210H104ZM111 211V210H110ZM109 211V212H110ZM119 211V210H118ZM189 211V210H188ZM191 211V210H190ZM260 211V210H259ZM102 212V211H101ZM112 212V214H113V211H111ZM127 212H129L130 214H131V212L130 211H127ZM241 212V213H240ZM255 212H257L258 213V210L257 211H255ZM103 213V212H102ZM106 213H108V212H106ZM115 213V212H114ZM186 213V212H185ZM184 213V216L185 215H187V213L185 214ZM253 213V212H252ZM94 214H92V216L94 215ZM101 214V213H100ZM99 214V215H100ZM109 214H111V213H109ZM111 214V215H112ZM117 214H119V212L117 213ZM133 214V213H132ZM131 214V215H132ZM135 214V213H134ZM178 214V213H177ZM177 214H175V217L177 216ZM191 214V213H190ZM259 214H263L262 212H260ZM253 215H255V214H253ZM103 216V214L101 215V217ZM108 216H110V215H108ZM116 216H119V215H116ZM119 216V217H120ZM161 216L162 215H159L158 217H160L161 218ZM188 216H189V212H188ZM187 216V217H188ZM261 216V215H260ZM100 217V216H99ZM113 217V216H112ZM175 217H173V218H175ZM180 217V216H179ZM179 217H176L175 219H173L174 221H176L177 220V218H178V220H177V222L180 220L179 219ZM253 217V216H252ZM256 217V216H255ZM257 217H259L258 216V214H257ZM262 217H263V215H262ZM166 218V217H165ZM181 218V217H180ZM191 218V217H190ZM195 218V217H194ZM261 218V217H260ZM113 219H114V217H113ZM172 219V217H170V220ZM182 219V218H181ZM185 219H186V217H185ZM252 219V218H251ZM262 219V218H261ZM91 219H89V221H90ZM111 220H112V218H111ZM154 220V219H153ZM152 220V221H153ZM165 220V219H164ZM163 220V222L164 223H162V224H165V222L166 221H164ZM173 220L171 221V222H173ZM92 221V220H91ZM104 221V220H103ZM108 221V220H107ZM151 221V223H153ZM154 221H158V219L157 220H154ZM185 221V220H184ZM187 221V220H186ZM1 222V221H0ZM5 222V221H4ZM88 222V221H87ZM97 222V221H96ZM95 222V223H96ZM99 222H100V225H101V223H103L101 220H99ZM110 222V221H109ZM112 222V221H111ZM136 222H138V223H136ZM143 222H146V223H143ZM160 222V221H159ZM161 222H162V220H161ZM170 222V221H169ZM219 222V221H218ZM264 222V221H263ZM167 223H168V221H167ZM180 223V221L178 222V224ZM192 223V222H191ZM215 223V222H214ZM216 223H217V221H216ZM249 223H251V222H249ZM97 224V223H96ZM148 225L147 227H146V225ZM155 224V223H154ZM159 224V223H158ZM247 224V223H246ZM245 224V225H246ZM257 224V223H256ZM263 224V223H262ZM100 225H99V228H97L98 227V225H96L97 227H95V228H97V232L100 234V233H106L107 231H105L104 230V228H107V227H104V228H102V227H100ZM107 225V224H106ZM109 225V224H108ZM107 225V226H108ZM160 225V224H159ZM171 225H172V223H171ZM176 224H174L173 226H175ZM182 225V224H181ZM181 225H179L178 227H180ZM210 225V226H209ZM244 225V226H245ZM251 225V224H250ZM264 225V224H263ZM90 226V225H89ZM93 226V225H92ZM109 226H111L112 227V224L111 225H109ZM109 226H108V228H109ZM165 226V225H164ZM167 226H168V224H167ZM172 226V227H173ZM216 226V227H215ZM225 226V225H224ZM249 226V224L248 225H246V228ZM110 227V228H111ZM151 227V226H150ZM161 227V226H160ZM184 227V226H183ZM182 227V228H183ZM228 227V226H227ZM226 226L224 227L225 229H224V231H226V228H227ZM237 227V226H236ZM236 227H234V228H236ZM256 227V226H255ZM94 228V227H93ZM117 228V227H116ZM115 228V229H116ZM163 228V227H162ZM161 228V229H162ZM166 228V227H165ZM223 228V227H222ZM230 228H231V226H230ZM249 228V227H248ZM262 228H263V226H262ZM89 229V228H88ZM92 229V228H91ZM172 229V228H171ZM220 229V228H219ZM218 229V230H219ZM243 229V228H242ZM245 229V228H244ZM254 229H257V228H254ZM259 229H261L260 227L257 229V230H259ZM111 229H109V232H111L110 231ZM113 230H114V227H113ZM112 230V231H113ZM154 230H155V228H154ZM156 230H157V226H156ZM165 230H167L166 232H168V230H169V227L168 228H166ZM217 230V231H218ZM223 229H220V231H222ZM229 229H227V231H228ZM231 230V229H230ZM229 230V231H230ZM236 230V229H235ZM238 230V229H237ZM246 230H248V229H246ZM251 230H252V228H251ZM251 230H250V228H249V231H250V235H251ZM263 230V229H262ZM105 231V232H104ZM162 231V230H161ZM164 231V230H163ZM216 231V232H217ZM12 232H10V233H12ZM156 233H158L159 234V232H157V231H155ZM155 232H154V235H155ZM165 232V231H164ZM219 232V231H218ZM232 232V231H231ZM235 232V231H234ZM237 232H239V230L237 231ZM237 232H235V233H237ZM248 232V231H247ZM257 232V231H256ZM8 233V232H7ZM93 233V232H92ZM91 233V234H92ZM98 233H95L94 232V234H97L98 235ZM115 233V232H114ZM114 233L113 234H111V236L113 237V235H114ZM135 233L137 234V235H135ZM225 233V232H224ZM224 233L222 234V233H220V234H222V235H224ZM244 233V232H243ZM253 233H254V231H253ZM252 233V234H253ZM4 236H3V235ZM91 234L89 235V237H91ZM118 234H116L115 233V235L117 236L116 238H118L119 236H118ZM152 234V233H151ZM161 234V233H160ZM162 234H163V232H162ZM228 234V233H227ZM231 234V233H230ZM230 234H229V236H230ZM93 235V234H92ZM107 235V234H106ZM140 235H138V236H140ZM213 236L212 238H209L210 236ZM216 235V234H215ZM233 235V234H232ZM231 235V236H232ZM243 235V234H242ZM258 234H256V236H257ZM103 236V235H102ZM108 236V235H107ZM152 237H153V235H151ZM221 236V235H220ZM238 236V235H237ZM236 236V237H237ZM241 235H239L238 236V238L237 239H235V242L239 239V237H240ZM259 237H260V234L258 235ZM11 237V236H10ZM84 237V236H83ZM98 237V236H97ZM97 237H94V239H93V241L95 240V238L97 239ZM112 237H110V238H112ZM155 237V236H154ZM205 237V238H206ZM243 238H244V236H242ZM262 237V236H261ZM260 237V239L261 240H259V239H257V240H259V242H257L256 244H254V245H252V246H250L249 247V245L250 244H248V246H247V248L249 247V249H248V251H250L251 253H256V255H257V253L259 252V254H260V257L258 258V260L256 261V263H253V264H264V236L261 238ZM103 238V237H102ZM108 238H109V236H108ZM108 238H105V239H108ZM109 238V239H110ZM121 238H119V240L118 239H116V240H118V241H121L122 239ZM130 238V239H131ZM148 238H150V237H148ZM147 238V239H148ZM203 238V237H202ZM202 238H200V240L199 241H201L202 240ZM218 237L216 236V240H218L217 239ZM235 238V237H234ZM243 238H242V240H243ZM252 238H256V237H252ZM8 239V238H7ZM77 239V240H76ZM88 240H89V238H87ZM121 239V240H120ZM133 239L134 238H132V240L131 241H133ZM137 239H139V238H137ZM147 239H146V241H147ZM154 239H156V237L154 238ZM204 239V238H203ZM229 240L231 239V238H228ZM9 240V241H10ZM79 240H82L81 238L79 239ZM84 240H85V238H84ZM84 240H82V242L84 241ZM101 240H104V239H101ZM101 240H98V241H100L101 242ZM114 240V237H113V239H112V241ZM153 240V239H152ZM222 240V239H221ZM220 240V241H221ZM248 240H251V239H249V237H248ZM256 240V239H255ZM75 241V242H74ZM91 241V240H90ZM97 241V242H98ZM104 241H106V240H104ZM103 241V242H104ZM112 241H109L110 243H109V245L107 244V243H104V244H107V246L109 247H106V245H104L103 244V246H105L106 247V250H107V253L112 257V260H115V261H117L116 263H118V262H121L122 263V259L124 258V256H123V258H122V254L125 252H121L120 251V244L119 243H116L117 241H115L114 242V244H111V242ZM123 243H125L126 242V239H123ZM129 241V240H128ZM141 241H144L143 240V238L141 239ZM204 241V240H203ZM212 241V240H211ZM215 241V240H214ZM219 241V242H220ZM224 241H225V239H224ZM77 242H79V241H77ZM81 242V241H80ZM81 242V244H83ZM87 242V241H86ZM97 242H94V244H92V246H96L97 248H98V245L100 246L101 244L99 243L98 245L96 244ZM102 242V243H103ZM130 242V241H129ZM136 242V241H135ZM137 242H138V240H137ZM149 242H150V240H149ZM231 242V241H230ZM233 242V241H232ZM7 243H9V242H7ZM122 243V241H121V244H123ZM127 243V242H126ZM125 243V244H126ZM133 243V242H132ZM131 242H130V244H132ZM145 243V242H144ZM144 243H143V245H144ZM148 243V242H147ZM199 243V246H201V242H198ZM206 242L204 241V244H205ZM216 243H218V242H216ZM241 243H243V241L241 242ZM245 243H246V241H245ZM245 243H244V245H245ZM249 243V242H248ZM250 243H252V242H250ZM128 244V243H127ZM137 244V243H136ZM139 245H135V246H140V244H141V242H139L138 243ZM146 244V243H145ZM156 244H160V243H156ZM207 244V243H206ZM212 244V243H211ZM227 244V242L225 243V245ZM229 244V243H228ZM231 244V243H230ZM240 244V243H239ZM247 244V243H246ZM4 244L2 243V245L1 246H3ZM77 246H78V244H76ZM75 245V246H76ZM89 245V244H88ZM119 245V246H118ZM129 245V244H128ZM146 245H149V244H146ZM151 245H152V243H151ZM217 245H219V246H221V243H218ZM232 245V244H231ZM85 246H86V244H85ZM90 247V248H92V250H93V247ZM102 246V247H103ZM127 246V245H126ZM125 245L123 246L124 247V249H125V247H126ZM133 246V247H132ZM132 248H134V245L132 244ZM153 246V245H152ZM198 246V245H197ZM198 246V247H199ZM202 246H203V244H202ZM211 246V245H210ZM216 246V245H215ZM227 246V245H226ZM234 246V245H233ZM73 247V246H72ZM82 247H84V244H83V246ZM81 247V248H82ZM95 247V251H97V248ZM145 247V245L144 246H140V248H141V250H142V248H144ZM148 247V246H147ZM150 247V246H149ZM205 247V246H204ZM4 248V247H3ZM80 248V247H79ZM108 248V249H107ZM129 248L130 247H128V251H129ZM139 248V249H140ZM195 248H196V246H195ZM202 248V247H201ZM201 248H199L200 250H201ZM209 248V247H208ZM212 248V247H211ZM244 249H245V246L243 247ZM151 249H152V247H151ZM203 249V248H202ZM219 249V248H218ZM237 249V248H236ZM241 249H242V247H241ZM71 250V249H70ZM74 250H76V249H74ZM85 250V249H84ZM91 250V249H90ZM89 250V248L87 249V251H90ZM93 250V251H94ZM100 250V249H99ZM103 250V249H102ZM136 250H138V249H136ZM140 250V251H141ZM154 250V249H153ZM156 250V249H155ZM188 250V249H187ZM186 250V251H187ZM190 250V249H189ZM196 250H198V249H196ZM207 250V249H206ZM210 250V249H209ZM209 250L208 251H206L207 253L209 252ZM220 250V249H219ZM218 250V251H219ZM222 250V249H221ZM235 250V249H234ZM233 250V251H234ZM238 250V249H237ZM240 250V249H239ZM243 250V249H242ZM1 251V252H2ZM83 251V250H82ZM86 251V250H85ZM127 251V250H126ZM131 251H134L133 249L131 250ZM139 251V252H140ZM152 251V250H151ZM160 251V250H159ZM186 251H184V252H186ZM192 251V250H191ZM191 251H189V252H191ZM202 251V250H201ZM236 251V250H235ZM56 252V253H57ZM73 252V251H72ZM76 252H78V251H76ZM84 252V251H83ZM92 251H90V253H91ZM101 252V251H100ZM106 251H105V249H104V253H105ZM134 252H137V251H134ZM188 252V251H187ZM186 252V254H188ZM193 252H195V250L193 251ZM198 252H200V251H198ZM198 252L196 251L195 252V254H197V255H200V253L198 254ZM205 252V251H204ZM216 253H217V251H215ZM215 252H214V254H215ZM239 252H241V251H239ZM250 252H249V255H253V254H250ZM51 253V254H52ZM75 253V252H74ZM90 253H88V254H90ZM94 253H96V252H94ZM102 253V252H101ZM100 253V254H101ZM127 253L128 252H126V255H127ZM133 253V252H132ZM131 253V254H132ZM138 253V252H137ZM155 253V252H154ZM221 253H223V252H221ZM220 253V254H221ZM245 253H246V250H245V252L243 253V252H241V254H243L242 255V257H244V255H245ZM50 254V256H52V255H54L55 256V254H52L51 255ZM72 254V253H71ZM82 254V253H81ZM86 254V256H87V252L85 253ZM85 254H83V255H85ZM130 254V255H131ZM134 254V253H133ZM183 255H184V253H182ZM185 254V256L187 257V256H190V255H186ZM194 254V256H195V258H197L198 256L197 255H195ZM204 254V253H203ZM214 254H212V255H214ZM225 254V253H224ZM231 254V253H230ZM237 254V253H236ZM59 255H62L61 253L59 254ZM59 255H57L58 257H59ZM64 255V254H63ZM92 256L93 255H96V254H93V252H92V254H91ZM103 255V254H102ZM101 255V256H102ZM135 255V254H134ZM152 255V254H151ZM180 255H181V252H180ZM209 255H210V253H209ZM208 255V256H209ZM239 257H238V261H237V259L235 260L234 258H233V260L234 261H237V262H239V260L240 261H242L240 258H241V256H240V254H237ZM248 255V254H247ZM89 256V255H88ZM98 256V255H97ZM101 256H100V258H97L98 260L100 259H103V258H101ZM105 256H107V254L105 255ZM104 255H103V257H105ZM110 256H108V257H110ZM128 256V258L130 259V257H129V255H127ZM127 256H126V258H124L125 260L127 259ZM133 255H131V257H132ZM178 257H179V255H177ZM182 256V255H181ZM183 257L182 256V258H186V257ZM192 256V255H191ZM197 256V257H196ZM207 256V257H208ZM246 256V255H245ZM250 256V257H251ZM56 257V256H55ZM57 257V259H60L61 257H59L58 258ZM94 257V256H93ZM107 257V258H108ZM144 257V256H143ZM162 257V256H161ZM174 257V256H173ZM172 257V258H173ZM206 257V256H205ZM210 257H212L211 255H210ZM220 257H221V255H220ZM235 257V256H234ZM247 257V256H246ZM250 257H249V260H250ZM254 257V256H253ZM47 258V257H46ZM50 258H53V257H50ZM133 258H135L134 256H133ZM132 258V259H133ZM163 258H164V256H163ZM190 258V257H189ZM217 258V257H216ZM216 258H215V260H216ZM97 259H94L95 261H93L94 263L97 261ZM123 259V260H124ZM129 259H127V260H129ZM165 260H166V258H164ZM212 259H214V256H213V258ZM221 259H222V257H221ZM243 260L245 259V258H242ZM77 260H80V259H77ZM76 260V258H75V261L74 262H76L77 261ZM93 260V259H92ZM104 260H106V259H104ZM124 260V261H125ZM157 260V259H156ZM168 260V259H167ZM170 260V259H169ZM173 260H175V258L173 259ZM186 261H184V262H187V259H185ZM190 260H192L191 258H190ZM190 260H188V261H190ZM223 260V259H222ZM229 260V259H228ZM231 260H232V258H231ZM233 260L232 261H230L229 262V264H232V262H233ZM109 261H111V260H109ZM108 261V262H109ZM152 261V260H151ZM153 261H155V260H153ZM162 261H163V259H162ZM162 261L160 262V260H159V262H160V264L162 263ZM180 260H178V262H179ZM194 261V260H193ZM226 261H227V259H226ZM226 261L225 262H223L224 264L226 263ZM255 261V260H254ZM63 262V261H62ZM65 262V261H64ZM83 262V261H82ZM99 262V261H98ZM97 262V264H99ZM103 262V261H102ZM108 262H106V264L108 263ZM114 262V261H113ZM113 262H110L111 264L113 263ZM126 262V261H125ZM157 262V261H156ZM155 262V263H156ZM164 262H168V261H164ZM173 262V261H172ZM175 262H176V260H175ZM208 262V261H207ZM215 262V261H214ZM216 262H217V260H216ZM253 262V261H252ZM73 263V262H72ZM71 263V264H72ZM115 263V264H116ZM158 263V262H157ZM156 263V264H157ZM171 263V262H170ZM174 263V262H173ZM177 263V262H176ZM188 263V262H187ZM186 263V264H187ZM192 263V262H191ZM190 263V264H191ZM195 262H193V264H194ZM236 263V262H235ZM248 263V262H247ZM49 264V263H48ZM50 264H53V262L52 263H50ZM54 264H57V263H54ZM60 264H61V262H60ZM63 264V263H62ZM66 264V263H65ZM82 264V263H81ZM83 264H84V262H83ZM86 264H88V263H86ZM101 264H105V263H101ZM119 264V263H118ZM122 264H124V263H122ZM126 264V263H125ZM148 264V263H147ZM163 264H165V263H163ZM169 264V263H168ZM210 264V263H209ZM214 264V263H213ZM236 264H238V263H236Z\"/></svg>",
    "mask_w": 264,
    "mask_h": 264
},
{
    "label": "rangeland",
    "instance_id": "obj_2",
    "mask_svg": "<svg viewBox=\"0 0 264 264\" xmlns=\"http://www.w3.org/2000/svg\"><path fill=\"white\" fill-rule=\"evenodd\" d=\"M26 1V3H24V0H0V62L1 61H4L5 62V64H6V66H7V72H8V77H9V88H8V90L7 91H5V90H2L3 88H1V85H0V100H2V101H0V104H1V102H2V104L0 105V108H2V114L0 113V117L2 118V119H4V121H6V122H9V120H11L10 121V123H8V124H12L11 126H13V124L15 125V126H17L16 128H15V130H13L12 132L13 133H11V139H13V145H14V148L17 150V152H18V155L20 156V154H19V152H20V149H19V147H17V145H19L20 143H21V141H22V136L20 135L21 134V123L20 122H22V117L19 115V116H17V111L16 110H19V108H20V105H21V103L23 102H25V99H23V98H19V96H15L16 94H15V90L17 91V89H18V87L19 86H24V88H25V92H26V95L28 94H30V96H28V99H29V101H27V102H30L32 105H33V100L35 99V98H38V97H40V94H41V100H42V104H43V107H42V115H43V113H45V114H47V113H50L51 112V110H52V112H54L55 111V108H54V106H55V104L57 103V100H55V99H57V97H58V95L64 90V88H63V86H62V82L60 81L61 80V78H60V76H57V74L58 73H56L57 72V70H55L56 68H54L55 67V61H53L52 59H50L47 55H46V53H45V51L43 50V51H41L42 50V42H41V39H42V28H45L44 26L46 25V28H45V30L47 29V28H49L48 30H50V32L49 33H54L52 36H53V38H55V40H56V36L57 37H59L58 39L59 40H61V41H63L62 40V37H63V33H64V29L66 28L65 27V22H66V24L70 21V24L72 25V27H71V25H70V29L71 30H73L72 31V37H73V39L75 38V40H73L72 39V41H73V44H72V42H71V44L70 45H72V46H70L69 44L67 45V48L66 49H64L63 50V54H64V56L66 55V53L68 54V55H66V57H64V59H66V62H65V64L71 69V71H72V73H73V76H74V78L72 79V87H71V89H72V94L74 95V93H75V91H76V93H75V95L77 96V97H75V95L73 96V100H80L81 101V106H82V108H78V116L82 113V115H80V117L79 118H82V119H84L83 117H85V119H84V123L85 124H92L91 122H93V121H95V120H97L99 123H101L103 120H104V122L101 124V127L102 128H105L108 124H110V123H114L115 124V122L117 121V119L119 120V118H116L115 119V117H117L118 116V114H125L124 116H126V114H127V112H128V110H129V112H128V116L131 114L132 115V110L130 111V109H132V107H131V104H130V100H128L127 98V94L128 93H130V96H135L138 100H144L145 102L146 101H148L149 100V98L151 97V94H153L154 95V93H156V92H158V91H160V92H165V93H168L169 92V89H170V87H169V85L171 86V89L170 90H174V88L177 86V85H175L176 83H177V75H180L181 77H187L188 79V81L186 80V78H185V83L183 84L184 86L182 87V88H185L184 90H186V91H184V93L186 92L187 94H193L194 93V89L196 88V87H194V86H196V83H198L199 82V80L200 79H198L201 75H202V73L204 74V73H206V70H207V62H208V59L209 58H213V54H212V49L209 47V44H210V46H212V43H208V45H206V43L209 41V42H212V38H213V36H214V32H215V25H213V24H215V21H214V19H213V14L212 15H210V19L209 18H207V17H209V14H210V12L213 10V11H218V10H220V11H224V10H222L223 8L224 9H226L225 11H227L228 9H231V11H233L232 13H233V15L232 16H234V17H232V19H231V23L233 22H235V21H238L239 20V18L240 17H243V18H241V19H244L245 18V20L247 21H242V24L243 25H246V27L245 26H243L241 23H239L240 25H242V26H239V24L237 23V26L235 25V24H230V26H231V29H229V31H230V34H231V46H233V49L232 48H230V50L232 51L233 50V55H232V52L231 51H229V54L231 53V55H229L228 57H232L231 59L232 60H234L235 58H236V56H237V58H236V60L235 61H237L239 58L240 59H242V58H247V59H249V60H261V56L262 57H264L263 56V49H262V47L264 48V31H263V28H261V26H263L264 27V25H263V23L264 22H262V21H264V11L263 12H261L262 11V8L264 7V5L262 4V2H260V0H259V2L262 4V7L259 5L260 3L257 1L256 2V0H252V1H249V0H242L244 3H242L241 1H239V2H241L240 4H239V6H237V3H236V1L234 2V1H231V0H216V2H215V0H206V2H205V0H199L200 1V3L202 2V6H200V3L198 2V0H182L183 2H181V0H33V1H31V0H25ZM35 1H37V3L35 2ZM120 1V2H119ZM166 1V2H165ZM172 1H174V2H172ZM189 1H191V2H189ZM212 1H214V2H212ZM218 1H220V2H218ZM222 1H226V3H227V6H225L226 5V3H224V6L226 7H224L223 5H222ZM248 2L249 1V3H247L246 4V2ZM34 3V7H33V9H35V11L33 10V9H31L32 8V3ZM189 4H188V3ZM194 4H193V3ZM208 2H209V4H208ZM230 2H231V4H230ZM233 2V3H232ZM238 2V1H237ZM23 3H24V5H25V7H24V5H23ZM156 3H158L159 5H157ZM167 3V4H166ZM175 3V4H174ZM181 3V4H180ZM185 3V4H184ZM187 3V4H186ZM193 4V5H191V4ZM217 3V4H216ZM254 3V4H253ZM259 3V4H258ZM263 3H264V0H263ZM121 4V6H119ZM171 4V5H170ZM177 4V5H176ZM204 4V5H203ZM220 4V5H219ZM242 4V5H241ZM248 5V4H250V5H248L247 7L245 6V8H244V6L243 5ZM254 6H253V5ZM20 5H23L22 6V8H21V6ZM188 5V6H187ZM190 5V6H189ZM196 5H198V7L196 6ZM212 5V6H211ZM240 5L243 7H241L242 9H241V11H240V9H238L237 10V12H238V14H237V12H236V10H234V8L235 7H240ZM254 7V9H253V7ZM255 5L257 6V7H260L259 9L256 7V9H255ZM20 6V7H19ZM26 6H27V8H26ZM117 6H119V7H117ZM180 6V7H179ZM185 6H187L186 8H185ZM217 6V7H216ZM218 6H219V9H217L218 8ZM251 6V7H250ZM180 8V9H177V8ZM184 7V8H183ZM192 7V8H191ZM196 7V8H195ZM209 7V8H208ZM230 7V8H229ZM161 8V9H160ZM181 8H183L182 9V11L180 12V10H181ZM197 8H199V10H197ZM208 8V9H207ZM221 8V9H220ZM184 9H189V10H184ZM201 9V10H200ZM236 9V8H235ZM25 12H24V11ZM184 10V11H183ZM209 10V11H208ZM248 10V11H247ZM263 10H264V8H263ZM19 11V14L17 13ZM21 11V12H20ZM26 11H28V14L26 15L25 14V16L23 15V13H27ZM29 11H30V14H29ZM118 11V12H117ZM127 11H130V12H127ZM132 11H133V14H134V12H136L135 14L136 15H132ZM146 11V12H145ZM154 11H155V15L156 16H154ZM156 11H161L160 13L161 14H157V12ZM167 11H172L171 13H173V14H171V15H174L173 17L172 16H167ZM189 11V12H188ZM190 11H195V12H193V13H191ZM196 11H197V14H196ZM230 11V10H229ZM244 11H246V12H244ZM126 12H127V16H125L126 15ZM149 12L151 13V14H149ZM164 13V15L165 16H167L168 18H171L172 17V19H171V21H170V19H168V18H166L164 15H163V13ZM205 12V13H204ZM243 12V13H242ZM256 12H257V15H259V16H257L256 15ZM263 13L262 15H261V13ZM21 13H22V16H24L23 17V19H26L25 21L23 20V19H21L22 17H20L21 16ZM32 13V14H31ZM122 14V15H118V14ZM145 13H147L146 15L148 16V18L146 17V15H145ZM178 13V14H177ZM180 13H181V15L182 16H184V18H185V20H186V28L185 29H183V30H172V28H173V26L177 23V21H178V19L177 18H179V17H181V16H179L180 15ZM207 13V14H206ZM235 13V14H234ZM37 14V15H36ZM151 16L152 15V17H150L149 15ZM176 14V15H175ZM194 14H195V16H194ZM201 14V15H200ZM241 14V15H240ZM30 16V18H29V16ZM101 15V16H100ZM128 15H129V17H128ZM138 15V16H137ZM140 15H142V16H140ZM144 15H145V17H144ZM160 16V18L162 19V17H164L162 20H161V22H160V20H157V21H159V23H157L158 25L160 24V23H162L163 22V25H157L156 26V24H154V23H156V18H158V16ZM178 15V16H177ZM188 15H190V16H188ZM197 15V16H196ZM199 15V16H198ZM235 15H239V16H236V18H235ZM245 15V16H244ZM36 16V17H35ZM38 16V17H37ZM125 17V19H124V17ZM132 18H131V17ZM135 16H137V17H135ZM153 16H154V19H155V21H153L154 19H153ZM162 16V17H161ZM26 17V18H25ZM100 17L102 18V17H106V19H110L109 20V22H107L108 20H104L103 18V20L101 19L100 20ZM107 17H109V18H107ZM123 17V21H127L126 22V28H127V34H129L130 33V36L129 35H127L126 34V28L124 27L125 26V24L124 25H120V24H123V22H121L122 20H121V18ZM152 19H150V18ZM174 17H175V20H174ZM27 18H28V20H27ZM42 19V20H40V19ZM95 18L96 19H99V20H95ZM130 20H129V19ZM148 19V21H150V24H147L146 26H145V22H143L142 20H144V21H146V23H149V22H147V20H145V19ZM187 18V19H186ZM39 20L40 22H38L37 20ZM127 19V20H126ZM133 19V20H132ZM134 19H137V20H134ZM150 19V20H149ZM208 19L210 20V22L208 21ZM235 19V20H234ZM240 19V20H241ZM30 20V21H29ZM37 22H36V21ZM68 20V21H67ZM73 20V21H72ZM93 20V21H92ZM116 20H118V21H116ZM165 20V21H164ZM188 20V21H187ZM190 20V21H189ZM200 20V21H199ZM262 20V21H261ZM96 21V22H95ZM131 21V22H130ZM132 21H136V22H134V23H132ZM173 21V22H172ZM176 21V22H175ZM206 22V24L204 23V22ZM211 21H214V23L213 24H211ZM262 22V25H261V22ZM92 22V23H91ZM103 22L104 23H106V24H103ZM111 22V25L110 24H108V23H110ZM114 22H118L117 24L116 23H114ZM128 22H129V24H128ZM144 24H143V23ZM152 22V23H151ZM175 22V23H174ZM190 22V23H189ZM196 22V23H195ZM206 25H204L203 23ZM209 24H208V23ZM245 22V23H244ZM28 23V24H27ZM76 23V24H75ZM93 23H95V24H93ZM114 23V24H113ZM194 23V24H193ZM202 23V24H201ZM247 23V24H246ZM260 23V24H259ZM22 24L24 25V26H22ZM37 24H39V26L41 27H38V25ZM43 24V25H42ZM45 24V25H44ZM102 24V25H101ZM133 24H135L134 26H136L135 28L137 29V25H138V29L136 30V33H135V28H133L132 29V27H133ZM189 24V25H188ZM197 24V25H196ZM251 24V25H250ZM31 27H30V26ZM49 25V27H47ZM59 25V26H58ZM106 25H108V27H106ZM112 25H113V27H112ZM132 25V26H131ZM141 25L144 27H146V28H141ZM151 25V26H150ZM164 25H165V27H164ZM203 26V27H201V26ZM210 25V26H209ZM211 25H213V27L212 28H210L211 27ZM232 25H234V26H232ZM77 26V27H76ZM95 26V27H94ZM107 28V30H106V28ZM117 26V27H116ZM128 26H129V28H128ZM130 26H131V28H130ZM147 26H150V27H147ZM167 26H168V28H167ZM237 27L236 29L234 28V27ZM239 26V27H238ZM249 26V27H248ZM26 27V28H25ZM29 27V28H28ZM34 27V28H33ZM50 27L51 28H53V30L52 29H50ZM61 27V28H60ZM102 29H101V28ZM110 27H112V28H110ZM154 27H155V29H154ZM162 27V28H161ZM164 27V28H163ZM196 28L195 30H194V28ZM201 27V28H200ZM207 27H209V28H207ZM244 27V28H243ZM89 28V29H88ZM91 28H93V30H91ZM98 28H100L101 30H102V32H103V30L105 31V35H101V34H104V33H102V32H100L99 30H98ZM116 28V29H115ZM120 28H121V30H120ZM140 28L141 29H143L142 31H140ZM158 29V31H159V34L157 33V37H155L154 39H153V42H151L152 41V39H151V33L153 32V29H154V31L156 30L157 31V29ZM198 28H199V30H198ZM232 28L234 29V33H233V31H232ZM254 30H253V29ZM260 28V29H259ZM28 29V30H27ZM38 29H39V32H38ZM42 29V30H41ZM95 29L97 30V32H100L99 33V35L96 37L95 35L97 34V32L95 31ZM110 29H111V32L109 33V31H110ZM125 29V30H124ZM130 29H132V30H130ZM161 29H164V31L163 30H161ZM188 29V30H187ZM194 31H193V30ZM213 29V31H211V30ZM239 29V30H238ZM241 29V30H240ZM243 29V30H242ZM261 29H262V31H261ZM30 30V31H29ZM51 30H52V32H51ZM55 30V31H54ZM80 30V31H79ZM89 32H88V31ZM115 32H114V31ZM117 30H119V31H117ZM146 31V34L143 32V31ZM186 30V31H185ZM205 30H209L208 32L207 31H205ZM47 31V30H46ZM131 31V32H130ZM134 31V32H133ZM157 31V32H158ZM166 31H169V32H167L166 33ZM189 31V32H188ZM197 31V32H196ZM260 31H261V33H260ZM41 32V33H40ZM60 32H62V33H60ZM94 32H95V34H94ZM121 32V33H120ZM123 32V33H122ZM163 32V33H162ZM196 32V33H195ZM213 32V33H212ZM242 32V33H241ZM80 33V34H79ZM92 33V34H91ZM134 33V39H133V37H132V34ZM137 33H139L142 37H139L140 35L139 34H137ZM162 33V34H161ZM169 33V34H168ZM202 33H204V34H202ZM263 33V34H262ZM84 34H85V36H84ZM93 34H94V36H93ZM112 34V35H111ZM114 34H116V35H114ZM145 34V35H144ZM161 34V35H160ZM165 34V35H164ZM193 34H194V36H193ZM201 34V35H200ZM234 34V35H233ZM244 34V35H243ZM260 34H261V36H260ZM29 35V36H28ZM56 35V36H55ZM74 35H76V37L74 36ZM86 35H87V37H86ZM120 37H119V36ZM167 35V36H166ZM172 35V36H171ZM200 35V36H199ZM242 35V36H241ZM89 36H93V37H91V38H93V39H91ZM116 36H118V37H116ZM126 36H128L127 37V39H126ZM145 36H147L146 38H150V40H148V42L149 43H151V44H148V42H146V38H145ZM149 36V37H148ZM161 36H163V37H161ZM181 36H182V38H181ZM196 36V37H195ZM104 39H103V38ZM161 37V38H160ZM172 37H174V40H172L171 38ZM200 37H202V38H200ZM206 37V38H205ZM233 37V38H232ZM236 37H240V38H237V39H239V40H237L236 39ZM244 37V38H243ZM262 37V38H261ZM33 39V41L35 42L34 44L36 45V47H35V45L33 46V41L31 40V39ZM37 38H41L40 40H38ZM85 38H86V41H85ZM88 38V39H87ZM98 38V39H97ZM101 38V39H100ZM111 38V39H110ZM114 38H115V40H114ZM131 38V39H130ZM142 38L144 39V42H146V43H144L143 42V40H142ZM158 38V40L159 41H157L156 39ZM167 38V40H165ZM170 38V39H169ZM178 38H179V40H178ZM192 38V39H191ZM35 39V40H34ZM89 39H91L90 41H89ZM108 39V40H107ZM109 39H110V44H108L109 45V48L107 49V47L108 46H106V43L108 42L109 43ZM114 41H113V40ZM142 40V42H143V44H140V41ZM169 39V40H168ZM190 39V40H189ZM245 40V41H243V40ZM59 40H57V41H59ZM94 40V41H93ZM119 40V41H118ZM122 40H124V41H122ZM129 40V41H128ZM137 40V41H136ZM138 40H139V42H138ZM154 40H156L157 42L155 43V41ZM172 40V41H171ZM181 40H183L182 42H180ZM187 40V41H186ZM189 40V41H188ZM207 40V41H206ZM242 40V41H241ZM249 40V41H248ZM257 40V41H256ZM259 40V41H258ZM261 40V41H260ZM5 41H6V43H5ZM57 41H56V43H57ZM60 41V42H61ZM92 41H93V43H92ZM97 41H102L104 44V46H106V48L105 49H107V50H109V51H111V52H109V51H107V50H105L104 49V47L102 46V45H100V48L98 47V45L99 44H102V42L100 43V42H97ZM116 41V42H115ZM117 41H118V46L116 45L117 44ZM130 41H133V42H130ZM166 41H169V42H167L166 43ZM263 41V42H262ZM59 42V43H60ZM96 42V43H95ZM113 42H115V43H113ZM122 44H125V45H122ZM124 42V43H123ZM130 42V43H129ZM176 43V45H175V43ZM200 42H201V44H200ZM246 42L248 43L249 42V44L247 45L246 44ZM252 42V43H251ZM256 42V43H255ZM258 42H259V44H260V46H259V44H258ZM261 42V43H260ZM98 43V44H97ZM161 43H162V45H161ZM164 43V44H163ZM169 43H171V44H169ZM178 43V44H177ZM179 43H181V44H179ZM183 43V44H182ZM238 43V44H237ZM244 45H243V44ZM2 44H4V45H2ZM9 44V45H8ZM92 44H93V47H92ZM96 44H97V50H96ZM113 44V45H112ZM144 44H145V46H144ZM155 44V45H154ZM159 44L161 45V47L159 46ZM185 44V45H184ZM253 44V45H252ZM255 44V45H254ZM19 45H20V47H19ZM82 45V46H81ZM91 45V46H90ZM94 45H95V48H94ZM127 45V46H126ZM134 45L136 46V47H134ZM138 45V46H137ZM147 45V46H146ZM150 45V46H149ZM157 45V46H156ZM164 45V46H163ZM169 45V46H168ZM171 45H174V46H171ZM178 45H180V47L178 46ZM188 45V46H187ZM204 45V46H203ZM2 46H4L3 48H2ZM71 48H70V47ZM76 46V47H75ZM119 46L120 47H122V49L121 48H119ZM129 46V49L127 48ZM159 46V47H158ZM183 46H184V48H183ZM249 48V47H251V46H253V47H255V46H257L256 48H258V49H256V48H254L253 49V47H251L252 48V50H250V48L249 49H247V47ZM24 47V48H23ZM34 47V48H33ZM91 47H92V49H91ZM115 47V48H114ZM117 47H118V49H117ZM127 48V50H126V48ZM134 47V48H133ZM146 47H149V48H146ZM154 47V48H153ZM179 47V48H178ZM181 47L183 48L182 50H181ZM241 47H243L245 50V52H246V50H247V56L244 54V52H243V50H242V52H241V49H243V48H241ZM15 48H20V49H16L15 50ZM29 50H28V49ZM41 48V49H40ZM110 48L112 49V48H114V49H112V50H110ZM130 48H132L133 49V51H132V49H131V51H130ZM140 50H139V49ZM147 50H146V49ZM171 48V52L169 53V49ZM173 48H175V49H173ZM190 48V49H189ZM208 48H210V49H208ZM236 48V49H235ZM260 48V49H259ZM22 49V50H21ZM32 49V50H31ZM69 50V52H68V50ZM76 49V50H75ZM144 49V50H143ZM148 49H150V50H148ZM158 49H160L161 50V52H160V50L158 51ZM163 49V50H162ZM180 49V50H179ZM193 49V50H192ZM199 49H201V50H199ZM7 50V51H6ZM26 50H28V51H26ZM38 50V51H37ZM90 50L92 51V52H90ZM98 50H100L99 51V53L97 52ZM122 50H123V52H122ZM138 52H137V51ZM153 50V51H152ZM249 50H250V52H249ZM9 51V52H8ZM16 51V52H15ZM25 51V52H24ZM37 51V52H36ZM40 51H41V53H40ZM103 51H105L104 53L106 54V55H104L103 54ZM129 51V52H128ZM143 51V52H142ZM146 51V52H145ZM148 51L150 52V53H148ZM156 51H157V53H156ZM181 51V52H180ZM192 51H194V52H192ZM259 51V52H258ZM15 54H14V53ZM18 52H20V54L21 55H23V60L22 61H24L23 62V71H21V74H17L15 71H13L12 70V68H11V66L13 67V63L12 62H14V59H15V56H16V53H18ZM36 54H38V55H36ZM95 54H94V53ZM106 52H109V53H106ZM113 52V53H112ZM120 52H122V53H120ZM131 52H133V53H131ZM136 52V53H135ZM147 54V57H144V54L145 53ZM175 52V53H174ZM179 52V53H178ZM236 52H238V53H236ZM258 52V53H257ZM262 52V53H261ZM13 53V54H12ZM96 53H98L99 54V56L101 55L102 56V59L98 56V54H97V56H96ZM127 53V54H126ZM134 53H135V55H134ZM152 53V54H151ZM154 53H156V55L154 54ZM173 53V54H172ZM254 53V54H253ZM26 54V55H25ZM34 54H35V56H37V58L39 59V61H36V60H38L37 58H35V56H34ZM43 54L44 55V57L43 58H45V59H43L42 58V56L41 55ZM104 56H103V55ZM121 54H122V56H121ZM131 54H133V57H131ZM141 54V55H140ZM143 54V55H142ZM146 54H145V56H146ZM153 56V55H155V57H152V60H151V55ZM160 54H161V56L162 57H160ZM171 54V55H170ZM202 54H205V55H202ZM235 54H237V55H235ZM261 54V55H260ZM25 55V56H24ZM40 55V56H39ZM70 55H72V56H70ZM88 55V56H87ZM94 55H95V58H94ZM112 55H114V56H112ZM123 55H126V57L124 56V58H123ZM148 55H150L149 57H148ZM183 55V56H182ZM188 55V56H187ZM194 55H195V57L196 58H198L199 56H201V59H200V57H199V59H195V57H194ZM198 57H197V56ZM206 55H207V57H206ZM243 55H245V56H243ZM257 57H256V56ZM33 56H34V59H33ZM47 56V57H46ZM91 56V57H90ZM106 56H108V57H106ZM117 58H116V57ZM128 56H130L131 58H133V59H131L130 57H129V59H128ZM181 56L183 57V58H186V60L185 59H183V58H181ZM204 56V57H203ZM254 56V57H253ZM27 59H25V58ZM40 57V58H39ZM74 57V58H73ZM93 57V58H92ZM105 57V58H104ZM110 57V58H109ZM134 57L136 58V59H134ZM144 57V58H143ZM157 57H158V59H160V60H157ZM193 57V58H192ZM207 58V60H205L206 58ZM256 57V58H255ZM259 57V58H258ZM29 58V59H28ZM46 58H48V59H46ZM90 58H92L94 61H95V63H93L92 62V60H90L89 61V59ZM113 58V59H112ZM141 58V59H140ZM174 58L177 60V62H176V60H174ZM189 58V59H188ZM229 58V59H230ZM258 58V59H257ZM49 59L50 60H52V62H49ZM71 59V60H70ZM74 59V60H73ZM87 59V60H86ZM100 59V60H99ZM108 59H111V60H108ZM115 59H117V61H115ZM125 59V60H124ZM128 59V60H127ZM162 59H163V61H164V63H163V61H162ZM182 59V60H181ZM188 59V60H187ZM11 62V64H9L10 62ZM12 60V61H11ZM41 60V61H40ZM42 60L44 61L43 63H44V65H46L47 66V68L49 67V69H47L46 68V66L44 67V65H43V63H42ZM48 62H47V61ZM102 60H106V61H102ZM126 61L127 60V64L124 62V61ZM142 60V61H141ZM156 60V61H155ZM193 60V61H192ZM195 60V61H194ZM201 60H202V62H201ZM210 60V59H209ZM30 61H32V62H36L37 64H38V66L39 67H41V68H38L37 67V64H36V66L35 67H33L32 65L34 64H32V63H30ZM77 61H78V63H79V61H80V64H78L77 63ZM102 61V62H101ZM110 63H109V62ZM112 61L113 62H115V64H113L112 63ZM123 61V62H122ZM145 61V62H144ZM156 63H155V62ZM160 61V62H159ZM162 61V62H161ZM184 61V62H183ZM196 61H198V63L196 62ZM199 61L201 62V65H200V63H199ZM203 61H204V63H203ZM28 63V66H27V64H25V63ZM39 62V63H38ZM47 62V64H49V65H47V64H45ZM54 62V63H53ZM88 62V63H87ZM104 62V63H103ZM117 62V63H116ZM120 62H122V63H120ZM147 62H151V64H148L149 65V67H150V69L147 67V68H145L146 70H144L143 68L145 67V65L147 64ZM159 62V63H158ZM168 62H170V63H168ZM171 62H173V63H171ZM179 62V63H178ZM51 63H53L52 64V66H51ZM86 63V64H85ZM102 63V64H101ZM107 63V66H104L105 64ZM130 63V64H129ZM137 63H139V64H137ZM142 65H141V64ZM177 65H176V64ZM29 64H30V66L31 67H29ZM69 64V65H68ZM74 64H76V65H74ZM98 64H99V66H98ZM101 64V65H100ZM111 64H113V65H111ZM118 64V66H115V65H117ZM133 64V65H132ZM136 64H137V68H136V70L134 69L135 67H136ZM162 64V65H161ZM9 65H10V67H9ZM26 65V66H25ZM72 65V66H71ZM92 65V67H89V66H91ZM111 66V68H110V66ZM126 65V66H125ZM131 68V71H134V73L136 74L138 71V73L137 74H139L140 75V77L138 76V75H135L133 72H131L130 73V70H127V69H130L128 66ZM135 65V66H134ZM139 65V66H138ZM158 67H157V66ZM172 65V66H171ZM174 65V66H173ZM189 67H188V66ZM113 66H115L114 68H117V71H118V73H117V71H113ZM123 66V67H122ZM131 66H133V68L131 67ZM165 66H170V67H168V69H167V67H166V69H165ZM177 66V67H176ZM187 66V67H186ZM263 67H264V65H262ZM37 67V69H35ZM44 69H43V68ZM108 68V69H105V68ZM122 67V68H121ZM126 67H128V68H126ZM140 67V69L142 70H140V69H138ZM156 67V68H155ZM185 67V68H184ZM191 67V68H190ZM263 67H261L260 69H259V74H261L260 76L262 77V80H264L263 78H264V68ZM31 68H33L32 69V71H31ZM52 68V69H51ZM54 68V69H53ZM96 68V69H95ZM100 68V69H99ZM119 68H120V71H119ZM124 68V70H125V73H124V79L126 80V82H127V86L128 87H126L127 89L125 90H123L122 91V95H120V96H124V98H126L129 102L127 103L128 104V106L126 105V107L123 109L124 111H115V109H114V106H113V104H111L112 103V99H114L115 98V95L117 94H119V92L118 93H113L112 94V96L110 95V92H106V93H109V96H110V98L111 99H109V97L105 94V92H103L104 90H101V91H99V88H101V87H99V85L97 86V84H96V82L95 81H98L99 79L101 80V79H103V80H101V82H99V83H102L103 81H105L104 80V77H105V79H107L110 75L112 76L113 74H115L116 73V75H117V77H118V74H119V72H121V70ZM172 68V69H171ZM187 68V69H186ZM263 68V69H262ZM25 69H27V70H25ZM35 69V70H34ZM46 69V70H45ZM51 69V70H50ZM105 69V70H104ZM138 69V70H137ZM156 69H157V72H156ZM161 69V70H160ZM43 70V71H42ZM52 70H55L53 73L51 72H49V71H52ZM106 70H108V71H106ZM115 70V69H114ZM148 70H149V73H148ZM153 70V71H152ZM168 70L170 71V70H172V72L174 73H172V75L170 76V75H168V74H170L171 73V71H170V73L168 72ZM189 70V71H188ZM200 70V72H198ZM261 70H263V71H261ZM45 71V72H44ZM78 71V72H77ZM79 71H83L82 73H79ZM90 71V72H89ZM99 71V72H98ZM127 71H129L128 73L130 74H128L127 73ZM152 71V72H151ZM165 73H164V72ZM261 71V72H260ZM25 72H27V73H31V75H29V74H27V73H25ZM41 72H43V73H41ZM47 72V73H46ZM77 72V73H76ZM112 72V73H111ZM113 72H115V73H113ZM141 72V73H140ZM143 72V73H142ZM144 72H147L146 74L144 73ZM166 72H168V74H166ZM187 72H188V74H187ZM25 73V74H24ZM90 73H91V76L93 75V77H89L90 76ZM100 73H102V77H101V74ZM105 73H107L105 76H103ZM128 75H127V74ZM160 73V74H159ZM195 73H197V74H195ZM263 73V74H262ZM86 74V75H85ZM133 74V75H132ZM143 74L144 75H146V76H143ZM153 74V75H152ZM157 74V75H156ZM162 74V75H161ZM166 74V75H165ZM185 74H186V76H185ZM195 74V75H194ZM201 74V75H200ZM12 75V76H11ZM13 75L15 76H17V77H14V79H13ZM21 75V77L19 78V76ZM29 75V76H28ZM54 75V76H53ZM59 75V74H58ZM96 75V76H95ZM98 75H100L99 77H97ZM116 75H113V77H116ZM148 75H150V77L148 76ZM46 76V77H45ZM110 76V77H111ZM129 76V77H128ZM130 76L132 77V79L130 78ZM139 77V79L137 78V77ZM141 76H143V77H141ZM152 76H155V77H152ZM28 77V78H27ZM35 78L34 79V81L32 80V78ZM49 78V80H48V78ZM52 77H54L55 79V81H56V79H57V81H58V79H59V81L57 82L56 81V83H54L55 81L53 80V78ZM57 77V78H56ZM78 77V78H77ZM88 77V78H87ZM97 77V78H96ZM126 77H128V78H126ZM136 79H135V78ZM147 79H145V78ZM152 77V78H151ZM197 77V79H194V78H196ZM16 78H19V79H17L16 80ZM38 78H39V81H37L38 80ZM42 78H43V80H42ZM94 80L93 82L91 81L92 79ZM99 78V79H98ZM170 78V79H169ZM189 78H191V81H190V79ZM13 79V80H12ZM28 79V80H27ZM78 79V80H77ZM153 79H155L156 81H154ZM194 79V80H193ZM16 81V88H14V86H15V81ZM19 80V81H18ZM20 80H23L24 81V83H23V81H21L20 82ZM30 80H32V82L30 81ZM81 80H83V82L81 81ZM99 80V81H100ZM113 80V79H112ZM134 80H136L135 81V84L138 82V85L140 86V87H138L137 85H136V87H134ZM142 80V81H141ZM145 80H146V85L145 84H143L144 82H145ZM164 80H167V81H165V83H167V82H169V83H173V85L172 84H169V83H167V84H165L164 82L163 83H161L162 81H164ZM261 79L259 80L260 81V83H261V85L259 86V85H257L258 87H252L251 89H249V91H247L246 90V92H244V93H242L241 95H240V97L239 98H237L231 105H230V107H228L227 109H226V112H225V115H229L231 112H234V111H239V109H240V111H244L245 109H246V111H248V110H251L252 109V107H253V109H254V111H257L259 114L257 115V117H256V120L255 119H253L251 122H249L248 124L247 123H244V124H242L241 125V128H240V131H239V133L238 134H235L234 136L235 137H231L230 139H228L230 142H228L226 145H225V147H223V148H221L222 146H221V144H219L220 146H217L218 148H220V150H217V148H216V151L217 152H219L218 153V155H217V152L215 151V150H213V151H211L212 153H211V156H212V158L210 159L211 160V162L209 161V163H211L213 166H214V164H216L217 163V161L219 160V161H221L222 160V157H223V155H224V153H225V155H226V157H227V153L228 154H230V151H232V149L230 150V145H232V141H233V144L234 143H236L237 142V144H240V146H239V148H238V150H239V152L240 153H244L243 151L245 150V146L242 144V143H244V141H245V143H249L248 145L246 144V146L248 147V146H252L253 147V149H251L252 151H253V154H254V156L257 158V157H259L260 156V153H262L261 155H262V157L261 158H259V160H261V162L263 163V158H264V156H263V152H262V150H263V147H264V142H263V140H264V136H263V133H264V123L262 124V122L264 121V119L263 120H261L262 118H264V110H263V105H264V97H261L262 95H264V87H262V86H264L263 84H264V82L262 81ZM27 82V84H26V82ZM48 81V82H47ZM80 81V82H79ZM144 81V82H143ZM159 81V82H158ZM161 81V82H160ZM170 81H172V82H170ZM187 81V82H186ZM32 83V84H30V83ZM38 82H40V83H38ZM45 82V83H44ZM112 83H114V80L113 81H111ZM195 83V85H193V83ZM47 83V84H46ZM58 83H60V84H58ZM76 83V84H75ZM84 83V84H83ZM89 83V84H88ZM93 83V84H92ZM110 83V82H109ZM140 83V84H139ZM160 83V84H159ZM189 83H191V84H189ZM259 83V84H260ZM263 83V84H262ZM0 84H1V81H0ZM14 84V85H13ZM36 84V85H35ZM40 84H41V86H40ZM76 86H78V87H76ZM82 85V87H81V85ZM85 84H87V85H85ZM91 84V85H90ZM95 84H96V86H97V88H96V86H95ZM111 84V83H110ZM131 84L132 86L131 87H134V88H131V90H130V86L129 85ZM144 86H143V85ZM169 84V85H168ZM36 87H35V86ZM47 85H48V87H47ZM56 85V87H55V89H54V86ZM58 85V86H57ZM59 85H61V88H60V86ZM90 85V86H89ZM186 85H189L188 87L186 86ZM31 86V87H30ZM39 86V87H38ZM75 86V87H74ZM86 86H89V87H86ZM91 86H94L95 87V89H94V87H91ZM101 86V85H100ZM141 86H143L142 88H141ZM146 86V87H145ZM175 86V87H174ZM13 87V88H12ZM30 87V88H29ZM32 87H33V89H32ZM38 87V88H37ZM42 89H41V88ZM156 89H155V88ZM158 87V88H157ZM260 87V88H259ZM36 88V89H35ZM86 88V89H85ZM87 88H89V89H87ZM91 88H93L92 90H95V91H93L94 92V94L93 95H89V93L90 94H92L91 92ZM129 88V89H128ZM139 88H140V91H142V92H140V91H138L139 90ZM159 88H160V90H159ZM173 88V89H172ZM261 88H263V89H261ZM12 89V90H11ZM15 89V90H14ZM38 89V90H37ZM51 89H52V91H53V89L55 90V91H58V93L57 92H54V93H56V94H54V93H50L49 94V92H52L51 91ZM59 89V90H58ZM82 89H83V91H82ZM142 89V90H141ZM158 89V90H157ZM257 89V90H256ZM36 90L37 92H34V91ZM48 90H49V92H48ZM74 90V91H73ZM84 90H86L85 92H84ZM98 90V93H96V91ZM135 90H136V92H135ZM145 90V91H144ZM190 90H191V92H190ZM30 91V92H29ZM59 91H60V93H59ZM87 91L89 92V93H87ZM125 91V92H124ZM127 91V92H126ZM129 91V92H128ZM153 91V92H152ZM10 92V93H9ZM14 92V93H13ZM33 92V93H32ZM43 92V93H42ZM81 92V93H80ZM132 92H134V93H132ZM258 92V93H257ZM7 93V94H6ZM34 93H35V95H34ZM48 93V94H47ZM63 93V92H62ZM83 93H85L84 95H83ZM126 93V94H125ZM145 93V94H144ZM87 94L89 95V97H87L88 99L90 98L91 99V101H90V99L89 100H87L86 99V96H87ZM101 94V96H99ZM104 96H103V95ZM38 95V96H37ZM46 95V96H45ZM52 95V96H51ZM129 95V94H128ZM149 95H150V97H149ZM152 95V96H153ZM257 95V96H256ZM34 96H37V97H35L34 98ZM48 96V97H47ZM54 96H56L55 97V99L53 98ZM92 96H94L93 98H92ZM95 96H96V98H95ZM114 96V98H112ZM129 96V97H130ZM244 96V97H243ZM45 97V98H44ZM79 97V98H78ZM85 99H84V98ZM99 97H102L101 98V100L99 99ZM104 97H105V99H104ZM106 97H108L107 99H106ZM142 97H144V98H142ZM5 98V99H4ZM16 98H19L20 100H22L23 99V101H21V103L19 104V106H18V104L17 103H19V99H16ZM34 98V99H33ZM46 98H47V100H46ZM140 98V99H139ZM152 98V97H151ZM15 99V100H14ZM27 99V100H28ZM100 100V102H99V100ZM4 100H5V102H4ZM18 101L17 103L16 102H14V101ZM43 100H44V102H43ZM54 100V101H53ZM93 100V101H92ZM95 100H97V102H99L98 104H97V102L95 101ZM102 100H104V101H102ZM107 100L109 101L108 102V104H109V106H107L106 105V103H107ZM140 100V101H141ZM54 103H53V102ZM86 101H88V103L86 102ZM90 101V102H89ZM105 101H106V103H105ZM236 101H239V102H236ZM11 102V103H10ZM52 102V103H51ZM56 102V103H55ZM92 102H94V103H92ZM102 102H104L103 104H102ZM143 102V101H142ZM236 102V103H235ZM245 102V103H244ZM246 102H248V104H250V106L248 105V106H246ZM251 102V103H250ZM254 102V103H253ZM85 103V104H84ZM92 103V104H91ZM144 103V102H143ZM88 104V105H87ZM91 104V105H90ZM236 104V105H235ZM31 105V106H32ZM46 105V106H45ZM48 105V106H47ZM83 105H84V107H83ZM94 105V106H93ZM101 105H102V108H101ZM104 105L105 106H107V107H110L109 109L107 108V110H106V107H105V109H103L104 108ZM237 105H239V106H237ZM245 105V106H244ZM252 105H254V106H252ZM259 105V106H258ZM261 105H262V107H261ZM18 106V107H17ZM89 106H92L91 107V109H89ZM53 109H52V108ZM236 107V108H235ZM239 107V109H237ZM241 107H242V109H241ZM246 107V108H245ZM250 107V109H248ZM261 107V108H260ZM92 108L94 109V112H93V110H92ZM95 108H97V110H95ZM112 108V109H111ZM260 108V109H259ZM11 109V110H10ZM35 109V108H34ZM33 109V107H32V113H33V116H34V113H35V110ZM48 109L50 110V112L48 111ZM86 109L87 110H89V112L90 111H92V114H91V112L89 113L88 111V114L86 115V114H84V113H87L86 112ZM83 110V111H82ZM262 110V111H261ZM10 111V112H9ZM40 111V110H39ZM100 111L102 112L101 114H100ZM109 111H113V113L111 114V112H109ZM117 112V113H115V112ZM37 113H35V115H38L37 117H35L36 119H40V118H42L41 117V114H40V112H38V111H36ZM81 112V113H80ZM96 112H98V113H96ZM18 113H19V111H18ZM80 113V114H79ZM93 113L95 114L96 113V116H94V120L93 119H91V116L90 115H92V117H93ZM10 114V115H9ZM115 114H117V116L115 115ZM11 115H12V117L14 116H16V117H20V120H18V118H12L11 119ZM112 115V117H110ZM262 115V116H261ZM88 116H90V117H88ZM108 116V117H107ZM123 116V115H122ZM134 116V115H133ZM10 117V118H9ZM95 117H96V119H95ZM99 117V118H98ZM109 117H110V119H109ZM86 118H88V120L86 119ZM100 118H102L101 120H100ZM104 118V119H103ZM257 118H261V119H257ZM81 120V119H80ZM89 120H91V121H89ZM93 120V121H92ZM106 120V121H105ZM13 121V122H12ZM19 121V122H18ZM82 122H83V120H81ZM87 121L88 122H90V123H87ZM109 121V122H108ZM108 122V123H107ZM259 122V123H258ZM18 123V124H17ZM259 125H258V124ZM165 124H167V123H165ZM247 124V125H246ZM106 125V126H105ZM164 126H167V125H164ZM253 126H254V128H253ZM163 127V126H162ZM109 128H106L105 129V131L106 130H108ZM19 132H18V131ZM16 132V133H15ZM244 132H246V134L244 133ZM247 132H249V134H247ZM21 136V138H20V140L18 141V139H19V135ZM252 133V134H251ZM261 133H262V135H261ZM147 135H148V133H147ZM241 135V136H240ZM248 135H250V136H248ZM261 135V136H260ZM18 136V137H17ZM243 136H244V138H243ZM245 136H248V137H252V139L250 138H248V137H245ZM254 136V137H253ZM257 136H258V138H257ZM260 136V137H259ZM13 137V138H12ZM17 137V138H16ZM126 137V136H125ZM121 137V139L122 138H124V140L122 139V141H123V144H125V146L126 147H128V145L130 144L131 146H129L128 148L129 149H131L130 151L134 154V156H133V158H132V162L128 165V166H130V167H132V169L130 168V167H128L127 168V166H125V168H127V169H130V170H127V169H123V172L124 173H126V172H129V174H130V171H131V173H132V175H134V177H136L135 179L134 178H130L131 179V181H128V180H130V179H126L125 180V178L126 177H128V176H125V174L123 173V174H120V176H119V180H121L119 183H118V187H121L120 189H121V192H123V193H121V197L119 198V200H122V198H123V200L121 201V203H119V202H117V206H116V208H115V205L113 206H110V207H108L107 206V208L106 209H108V211L105 209V208H103L102 210L100 209H97V213L95 212V214L94 213H91L90 212V216H89V219H91L90 221H89V219H87L86 220V224H88L87 225V228H86V230L84 231V233H83V235L81 236V237H79L78 238V240L77 241H79V242H75V244L73 243L72 245H71V247H70V249H68V251L67 250H64V251H62V250H60V252H59V250H58V252H57V250H55V253H54V251H53V253L52 254H55V256L54 255H52L51 253H48V254H46V256H45V259H44V262L45 263H52L53 262V264L54 263H57V264H60V262H61V264L63 263V264H71L72 262V264H83V262H84V264H86V263H88V264H97V262L99 263V264H101V263H105L106 264V262H108L109 260H111V261H109L107 264H111L110 262H113L112 264H115L117 261H115V260H112V257L107 253V250H106V247H108L107 246V244L109 245V241H112V239H113V237H114V240L111 242V244H114V242L115 241H117L116 243H119L120 244V251L121 252H124L123 254H122V258H123V256H124V258H126V256L127 255H129V257H130V259L128 258V256H127V259H129V260H125L124 258V260L126 261H124L123 259H122V263H126V264H156L157 262V264H160V262L162 261V259H163V261H162V263L161 264H163V263H165V264H186L187 262V264H190L191 262V264H193V262H195L194 264H224L223 262H225L226 261V259H227V261H226V263L225 264H229V262L230 261H232L233 260V258L236 260L237 259V261H238V255L237 254H240V256H241V260L242 261H240L239 260V262H237V261H234L233 260V262H232V264H236V263H238V264H253V263H256V261L258 260V258L260 257V254H259V252L257 253V255H256V253H251L250 251H248V249H249V247L250 246H252V245H254V244H256L257 242H259V240H261L260 239V237L262 236H264V211H262V207H264V201L261 203V205L262 206H260L259 204H257V202L255 203V202H251L253 205H254V203L256 204V205H248V203H242L241 204V206H243L244 208L246 207V206H248V208H251L252 210H250V209H248V208H245V210H249V212H251L249 215H250V217L249 216H247L248 218H247V220H246V223H243V224H229V225H226V224H224L227 228H226V231H224V225H222V226H220L221 224V219H219V218H215V219H213V223H211V225H218L219 226V228L220 229H223L222 231H220V229L218 230V229H215L216 231H214L213 233H212V235H214V237L216 238V236L219 238H217L218 240H216L215 238H213V239H208L207 240V237L206 236H204L203 234H198V236H197V238H195L197 241L195 242V244H191L190 246H189V244H188V246H186V247H188L187 249H185V250H175V249H171V250H165V249H160L159 248V246L161 245V243H162V241H163V239L165 238V237H168V236H170L171 234H173V232L175 233V234H177L178 232H180L181 230L182 231H184L185 232V230L188 228V227H190V228H192L193 227V223H195L194 221H196L197 220V216H193L194 214H193V210L195 209V207H196V205H194L195 204V201L197 202V200H200L202 203V208H203V212H210L212 209H214V208H216V207H219L220 206V204L222 203V199L219 197V196H213V197H205V196H200L198 193L197 194H195V192L193 193V197H192V193L191 192H193L192 190L194 189V186H192L193 187V189H190L191 187V185H193V179H191V180H187V185H188V187L187 188H185L184 186H187V185H185V184H180L178 181H177V178H175V176H174V172H173V168H171V169H169L168 170V167H164V168H166L165 170H163L162 169V171L161 170H158L157 171V173L155 172L153 175L152 174H148V176H147V174L146 175H144V177H142L140 174H139V172L140 171H142L141 169L143 168V163L141 162V158L143 159H145V151H143V150H141V148H140V144H138L139 143V141L137 140V139H135V138H132V139H135V141L133 140H131L132 142L131 143H133V144H131L130 143V140L129 139H131L130 137ZM145 137V136H144ZM239 137V138H238ZM14 138H16L15 140H14ZM120 138V137H119ZM237 138V139H236ZM241 138H242V140H241ZM253 138L255 139V140H253ZM261 140H260V139ZM235 140V142H234V140ZM247 139H248V141H247ZM125 140H127V141H125ZM232 140V141H231ZM239 140V141H238ZM250 140H253V141H250ZM18 141V142H17ZM241 141H243V142H241ZM256 141V142H255ZM15 142V143H14ZM142 142V141H141ZM253 142V143H252ZM258 142V143H257ZM260 142V143H259ZM18 143V144H17ZM129 143V144H128ZM135 143V144H134ZM244 143V144H245ZM251 143V144H250ZM262 143V144H261ZM228 144H229V146H228ZM241 144H242V146H241ZM88 146H87V149L89 148H91V146H92V143L90 142V143H88L87 144ZM257 145V146H256ZM259 145V146H258ZM263 145V146H262ZM233 146V145H232ZM133 147V148H132ZM246 147V148H247ZM251 147V148H252ZM257 147H258V150L259 151H261V152H257ZM127 148V149H128ZM242 148V149H241ZM244 148V149H243ZM249 148V147H248ZM260 148V149H259ZM226 149V150H225ZM230 150V151H229ZM254 150H256V151H254ZM221 151V152H220ZM223 151H224V153H223ZM227 151V152H226ZM137 152H139V154L137 153ZM142 152V153H141ZM216 153V154H215ZM8 154V153H7ZM257 154V155H256ZM259 154V155H258ZM143 155V156H142ZM215 155H217L218 156V158H220V159H218ZM222 155V156H221ZM224 155V156H225ZM6 156V155H5ZM11 156V155H10ZM9 156V154L5 157V158H3V157H0V184L2 185V189L1 190H3V191H1V200H0V203H1V205L2 206H5V208L8 206L9 208H10V211H11V214H10V216H17L18 214V217H16V220L18 221L17 223L19 224L20 223V214H21V212H22V210L25 208V206L27 205V203H26V200H25V197H24V195L23 194H18L19 195V199H18V202H19V205L18 204H15L14 203V200H11L10 198H8V192H7V190H8V185L10 184V182H12V181H14V182H16V181H18V178H19V175L20 174H18V173H20V172H18V171H20V168L18 167V169L16 170V167H14L13 166V161L11 160V157ZM140 156H141V158H140ZM220 156V157H219ZM134 157L136 158V159H134ZM20 158V157H19ZM140 158V159H139ZM215 158V159H214ZM224 158V157H223ZM134 159V160H133ZM212 159H214V160H212ZM20 161V159H18V162ZM144 161V160H143ZM218 161V162H219ZM6 162V163H5ZM135 162V163H134ZM140 162V163H139ZM214 162V163H213ZM141 163H142V165H141ZM262 163H261V165H262ZM8 164V165H7ZM10 164V165H9ZM211 164H209V165H211ZM211 165V167H213ZM260 165V166H261ZM264 165V164H263ZM3 166V167H2ZM13 166V167H12ZM138 166V167H137ZM259 166V170L261 169V167H263L264 168V166H261L260 167ZM11 167V168H10ZM139 167H141L140 168V170L138 169ZM3 168H6V169H4L5 171H4V173H3ZM9 170H11V171H9ZM124 170H127V171H124ZM261 170H264V169H261ZM6 171H7V173H6ZM16 171V172H15ZM167 171V172H166ZM170 171V172H169ZM14 172V173H13ZM47 172V171H46ZM10 173V174H9ZM7 174H9L8 176H6ZM127 174V173H126ZM162 174V175H161ZM164 174V175H163ZM4 175V176H3ZM46 175V176H45ZM136 175V176H135ZM123 176V177H122ZM163 177V178H162ZM1 178H2V180H1ZM5 178V180L7 181V183L5 184V180H3ZM16 178V179H15ZM44 178H46L47 179V174H45V171H44ZM168 178H169V181H172V184L171 183H169V181H168ZM9 179H10V181H9ZM149 180V183H148V180ZM162 179V180H161ZM166 179V180H165ZM171 179V180H170ZM124 180H125V182H127L126 184H124L125 182H124ZM135 180V181H134ZM138 180V181H137ZM145 180H147V181H145ZM155 180V183L154 182H152V181H154ZM159 180V181H158ZM173 180H174V182H173ZM143 181H145L144 183H146V186H145V188H143L144 187V183H143ZM157 181V182H156ZM189 181L192 183H189ZM123 182V186H121V183ZM129 182V183H128ZM159 182H163V183H159ZM168 182V183H167ZM132 183V184H131ZM138 183L140 184V185H138ZM143 183V184H142ZM173 183L174 184H177V185H179V186H176V185H173ZM171 184V185H170ZM190 184V185H189ZM120 185V186H119ZM132 185V186H131ZM136 185V186H135ZM142 185V187H140ZM159 186V187H156V186ZM162 185V187H161V189H159L160 188V186ZM163 185H164V187H163ZM125 186V187H124ZM129 186V187H128ZM149 186V187H148ZM153 186H155V187H153ZM168 186H171V189H172V191H173V193L172 194H175V196L174 197H178L177 199L176 198H174L173 196V198L172 199H174V201H176V204H179L178 202H180L181 203V206H180V204L179 205H177V210H176V212L173 214V215H171V216H169L168 218H167V216H164V215H166L165 213H161V214H159V215H162L161 216V218L160 217H158L159 215H156L155 217L153 216V217H149V218H152L151 220H149V221H147L148 223H149V228H147V231L149 232V229H150V231L151 232H149L150 233V235L149 236H147L146 238H144L143 236L141 237V235L139 234V232H136L138 235H140V236H138L136 233H135V235H137L136 236V238L135 237H132V238H134L133 239V241H131L132 240V238L131 237H123V238H121L120 236H119V234H120V231L119 230H117L118 229V227H120V226H118L117 224H119V220H121V218L123 217L122 215L124 214V212H125V216H127L126 214H128V216L130 215L131 217L133 216L134 217V215H135V217H136V220H138V222L141 220V218H139V216L137 217L136 215H137V212H136V207L138 208V207H140L141 209H144V207H148V206H151L153 203H155V201L159 198V196H160V194H158L157 195V193H164V190L165 189H167L168 188ZM183 186V187H182ZM124 187V188H123ZM139 187H140V191H138L139 190ZM151 187V188H150ZM174 187H176V188H174ZM6 190H5V189ZM137 191V192H140L141 194L142 193H144V194H142V196L141 197H143V199L144 200H142L141 201V199L142 198H140L139 196H138V194H140V193H138V194H136L135 193V190ZM141 188H142V190H141ZM163 188V189H162ZM179 188V189H178ZM182 188V189H181ZM184 188V189H183ZM150 189V190H149ZM151 189H153V190H151ZM159 189V190H158ZM176 191H175V190ZM124 190V191H123ZM133 190V191H132ZM155 190V191H154ZM163 190V191H162ZM181 190H183L182 192H181ZM184 190H186V191H184ZM127 193H126V192ZM178 191V192H177ZM189 191H191V192H189ZM7 192V193H6ZM131 193V196H133V197H131L130 196V194L129 193ZM146 192H150V193H146ZM176 192V193H175ZM180 192V193H179ZM126 193V194H125ZM135 193V194H134ZM156 193V194H155ZM129 194V195H128ZM146 194H147V196H146ZM153 196H152V195ZM181 194V195H180ZM128 195V197H129V199H128V197H126ZM179 195V196H178ZM191 195V198H192V201H191V199H190V196ZM123 196H125V198L123 197ZM151 196V197H150ZM158 196V197H157ZM182 196V197H181ZM196 196V197H195ZM195 197V198H194ZM201 197H203V198H201ZM138 198V199H137ZM140 198V199H139ZM154 198H156V199H154ZM179 198H181V199H179ZM199 198V199H198ZM219 198V199H218ZM23 199V200H22ZM125 199V200H124ZM148 199V200H147ZM150 199V200H149ZM152 199V200H151ZM171 199V198H170ZM169 199V200H170ZM184 201H183V200ZM188 199V200H187ZM190 199V200H189ZM193 199H194V202H193ZM209 199V200H208ZM126 200H127V202L128 203H130V205L126 202ZM136 200L139 202V201H141L140 202V204L142 203L143 205L145 204V206H143L142 204L140 205V206H138V205H134V203L136 202ZM147 200V201H146ZM179 200V201H178ZM186 200V201H185ZM215 201V203L213 202V201ZM24 201H25V204H22V203H24ZM152 201V202H151ZM154 201V202H153ZM182 201V202H181ZM192 202V204L191 203H189V202ZM210 201H211V204H210ZM218 201V202H217ZM221 201V202H220ZM124 202H126L125 204L126 205H128V206H126L125 204H124ZM138 202H136V204H139ZM146 202V203H145ZM157 202V201H156ZM171 202V201H170ZM186 202H188V203H186ZM123 203V204H122ZM148 203V204H147ZM184 203H186V204H184ZM204 203L206 204L207 203V205L205 206L204 205ZM209 203V204H208ZM212 203H213V206H210V205H212ZM151 204V205H150ZM182 204H184V206H182ZM191 204V205H190ZM12 205V206H11ZM24 205V206H23ZM119 205V206H118ZM122 205H125L126 206V208L124 209V210H121L122 209ZM132 205V206H131ZM146 205H148V206H146ZM203 205H204V207H203ZM23 206V207H22ZM142 206V207H141ZM185 206H189V207H191V209L190 208H185ZM194 206V207H193ZM210 206V207H209ZM239 207V211H241L242 212V208L243 207ZM251 206V207H250ZM118 207H119V209H118ZM120 207H121V209H120ZM129 207V208H128ZM131 207V208H130ZM133 207H135V209H134V212L132 211V208ZM180 207H184V209L182 210ZM205 207H208V208H205ZM213 207V208H212ZM92 208V207H91ZM109 208H111V209H109ZM115 208V209H114ZM181 210H180V209ZM14 209V210H13ZM129 209H131V210H129ZM139 209V208H138ZM140 209V210H141ZM146 209V208H145ZM105 210V211H104ZM113 211V214H112V212L111 211ZM119 210V211H118ZM189 210V211H188ZM191 210V211H190ZM210 210V211H209ZM258 210V213L257 212H255V211H257ZM260 210V211H259ZM263 210H264V208H263ZM96 211V210H95ZM103 213H102V212ZM110 211V212H109ZM122 211V215L120 216V212ZM124 211V212H123ZM127 211H130L131 212V214L129 213V212H127ZM243 211H244V209H243ZM92 212H93V210H92ZM106 212H108V213H106ZM115 212V213H114ZM119 212V214H117ZM187 213V215H185L184 216V213ZM188 212H189V216H188ZM200 212H202V210L200 211ZM202 212V213H203ZM207 212V213H208ZM240 212V213H241ZM245 212V211H244ZM253 212V213H252ZM260 212H262L263 214H259ZM18 213V214H17ZM101 213V214H100ZM109 213H111V214H109ZM135 213V214H134ZM178 213V214H177ZM185 213V214H186ZM191 213V214H190ZM13 214V215H12ZM92 214H94L93 216H92ZM100 214V215H99ZM103 214V216L101 217V215ZM175 214H177V216L176 217H179V221H180V223L178 224V222H177V220H178V218H177V220L176 221H174L173 219H175L176 217H175ZM253 214H255V215H253ZM257 214H258V216L259 217H257ZM108 215H110V216H108ZM116 215H119V216H116ZM261 215V216H260ZM262 215H263V217H262ZM100 216V217H99ZM114 217V219H113V217ZM188 216V217H187ZM253 216V217H252ZM256 216V217H255ZM6 217H7V215H5L4 217H2V219L0 220L1 222H0V224H3V225H6V222L8 221V219H6ZM134 217V218H135ZM166 217V218H165ZM170 217H172V219L170 220ZM173 217H175V218H173ZM185 217H186V219H185ZM191 217V218H190ZM195 217V218H194ZM262 219H261V218ZM20 218V219H19ZM111 218H112V220H111ZM252 218V219H251ZM157 220L158 219V221L156 222V221H154V220ZM165 219V220H164ZM194 219V221H192V220ZM196 219V220H195ZM99 220H101L103 223H101V225H100V222H99ZM104 220V221H103ZM108 220V221H107ZM153 220V221H152ZM161 220H162V222H161ZM163 220L164 221H166L165 222V224H162V223H164L163 222ZM173 220V222H171ZM185 220V221H184ZM187 220V221H186ZM5 221V222H4ZM88 221V222H87ZM97 221V222H96ZM110 221V222H109ZM112 221V222H111ZM141 221H144V220H141ZM141 221H140V224H141ZM151 221L153 222V223H151ZM160 221V222H159ZM167 221H168V223H167ZM170 221V222H169ZM216 221H217V223H216ZM219 221V222H218ZM97 224H96V223ZM138 222H136V223H138ZM192 222V223H191ZM215 222V223H214ZM249 222H251V223H249ZM143 223H146V222H143ZM155 223V224H154ZM160 225H159V224ZM171 223H172V225H171ZM184 223H187V225H189L188 227H186V225L184 224ZM257 223V224H256ZM263 223V224H262ZM109 224V225H111L112 224V227L111 226H109V228H108V226L107 225ZM139 224V223H138ZM167 224H168V226H167ZM174 224H176L175 226H173ZM182 224V225H181ZM248 225L249 224V228H250V230H251V228H252V230H251V235L249 234L250 233V231H249V228L247 227L246 228V225ZM251 224V225H250ZM90 225V226H89ZM93 225V226H92ZM96 225H98V227L96 226ZM99 225H100V227H102V228H104V227H107V228H104V230L105 231H107L106 233H98L97 231L99 230H97V228H99ZM120 225V224H119ZM146 225V224H145ZM165 225V226H164ZM179 225H181L180 227H178ZM245 225V226H244ZM148 225H146V227H147ZM151 226V227H150ZM156 226H157V230H156ZM161 226V227H160ZM173 226V227H172ZM184 226V227H183ZM210 226V225H209ZM215 226V227H216ZM230 226H231V228H230ZM237 226V227H236ZM256 226V227H255ZM262 226H263V228H262ZM94 227V228H93ZM95 227H97V228H95ZM111 227V228H110ZM113 227H114V230H113ZM117 227V228H116ZM163 227V228H162ZM168 228L169 227V230H168V232H166L167 230H165L166 228ZM183 227V228H182ZM185 227H186V229H185ZM223 227V228H222ZM234 227H236V228H234ZM261 228V229H259V230H257L258 228ZM8 228H10V227H8ZM6 229L5 230V232H4V234H5V236H4V239H1V240H3V241H1L0 242V264H4L5 263V261H6V259L8 258L7 256V252H4V251H2V250H6V251H8V246H10V242H11V240H12V237H13V232H12V229H10L11 231L10 232H12V233H10L8 230L9 229ZM89 228V229H88ZM92 228V229H91ZM116 228V229H115ZM154 228H155V230H154ZM162 228V229H161ZM172 228V229H171ZM243 228V229H242ZM245 228V229H244ZM254 228H257V229H254ZM109 229H111L110 231L111 232H109ZM180 229V231H178V230ZM227 229H231L230 231L228 230L227 231ZM236 229V230H235ZM239 230V232H237L238 230ZM246 229H248V230H246ZM263 229V230H262ZM113 230V231H112ZM116 230H117V232H119V234L116 232ZM162 230V231H161ZM165 232H164V231ZM104 231V232H105ZM155 231H157V232H159V234L158 233H156ZM232 231V232H231ZM237 232V233H235V232ZM248 231V232H247ZM253 231H254V233H253ZM257 231V232H256ZM8 232V233H7ZM93 232V233H92ZM94 232L95 233H98V235L97 234H94ZM116 234H118V238H116L117 236L115 235V233ZM154 232H155V235H154ZM162 232H163V234H162ZM184 232H180V233H183V234H181V235H183V237H186V235H185V233ZM225 232V233H224ZM244 232V233H243ZM93 235H92V234ZM114 233V235H113V237L111 236V234H113ZM152 233V234H151ZM161 233V234H160ZM220 233H224V235H222V234H220ZM228 233V234H227ZM231 233V234H230ZM253 233V234H252ZM91 234V237H89V235ZM109 236V238L110 237H112V238H108V236ZM170 234V235H169ZM216 234V235H215ZM229 234H230V236H229ZM233 234V235H232ZM243 234V235H242ZM256 234H260V237L257 235L256 236ZM103 235V236H102ZM151 235H153V237L151 236ZM210 236L209 238H212L213 236ZM221 235V236H220ZM232 235V236H231ZM239 235H241L240 237H239V239L235 242V239H237L238 238V236ZM11 236V237H10ZM84 236V237H83ZM98 236V237H97ZM156 237V239H154L155 237ZM174 236V234L172 235V236H170V237H173ZM237 236V237H236ZM242 236H244V238L242 237ZM94 237H97V239L95 238V240L93 241V239H94ZM103 237V238H102ZM148 237H150V238H148ZM204 239H203V238ZM206 237V238H205ZM235 237V238H234ZM248 237H249V239H251V240H248ZM252 237H256V238H252ZM261 237V238H262ZM8 238V239H7ZM82 239V240H84V238H85V240L82 242V240H79V239ZM87 238H89V240L87 239ZM105 238H108V239H105ZM119 238H121L120 240L122 241V243L124 242L123 241V239H126V242L129 244H127L126 242V244L125 243H123V244H121V241H118L119 240ZM131 238V239H130ZM137 238H139V239H137ZM143 238V240L144 241H141V239ZM148 238V239H147ZM200 238H202V240L201 241H199L200 240ZM228 238H231L230 240L228 239ZM242 238H243V240H242ZM11 239V240H10ZM101 239H104V240H106V241H104V240H101ZM116 239H118V240H116ZM146 239H147V241H146ZM153 239V240H152ZM222 239V240H221ZM224 239H225V241H224ZM256 239V240H255ZM257 239H259V240H257ZM10 240V241H9ZM91 240V241H90ZM98 240H101V242L100 241H98ZM134 245V248H132L133 246H132V244H130V242ZM137 240H138V242H137ZM149 240H150V242H149ZM207 243H205L204 244V241ZM212 240V241H211ZM215 240V241H214ZM221 240V241H220ZM84 244V247H82L83 246V244H81V242ZM87 241V242H86ZM98 241V242H97ZM104 241V242H103ZM136 241V242H135ZM220 241V242H219ZM231 241V242H230ZM233 241V242H232ZM243 241V243H241ZM245 241H246V243H245ZM7 242H9V243H7ZM94 242H97L96 244L98 245L99 243L101 244L100 246L98 245V248L94 245V246H92V244H94ZM103 242V243H102ZM108 242V243H107ZM139 242H141V244H140V246L142 247V246H144L145 245V247L144 248H142V250H141V248H140V246H135V245H139L138 243ZM146 244H149V245H146ZM148 242V243H147ZM198 242H201L200 244H201V246H199V243ZM216 242H218V243H221V246H219V245H217L218 243H216ZM227 242V246L225 245V243ZM249 242V243H248ZM250 242H252V243H250ZM2 243L4 244L3 246H1L2 245ZM104 243H107V244H104ZM137 243V244H136ZM143 243H144V245H143ZM151 243H152V245H151ZM156 243H160V244H156ZM212 243V244H211ZM229 243V244H228ZM232 245H231V244ZM240 243V244H239ZM244 243H245V245H244ZM76 244H78V246L76 245ZM85 244H86V246H85ZM89 244V245H88ZM103 244L104 245H106V247L105 246H103ZM202 244H203V246H202ZM248 244H250L249 245V247L247 248V246H248ZM76 245V246H75ZM126 246L125 247V249H124V247L123 246ZM199 247H198V246ZM211 245V246H210ZM216 245V246H215ZM234 245V246H233ZM73 246V247H72ZM93 247V250L95 249V247L97 248V251H93L92 250V248H90V247ZM103 246V247H102ZM119 246V245H118ZM132 246V247H131ZM148 246V247H147ZM150 246V247H149ZM195 246H196V248H195ZM205 246V247H204ZM245 246V249L243 248ZM4 247V248H3ZM5 247H7V248H5ZM80 247V248H79ZM82 247V248H81ZM128 247H130L129 248V251H128ZM151 247H152V249H151ZM203 249H202V248ZM209 247V248H208ZM212 247V248H211ZM241 247H242V249H241ZM89 248V250L90 251H92L93 252V254H96V255H91L92 254V252L90 253V251H87V249ZM109 248V247H108ZM107 248V249H108ZM140 248V249H139ZM199 248H201V250L199 249ZM220 250H219V249ZM238 250H237V249ZM74 249H76V250H74ZM86 251H85V250ZM100 249V250H99ZM103 249V250H102ZM104 249H105V253H104ZM134 250V251H137V252H134V251H131V250ZM136 249H138V250H136ZM154 249V250H153ZM156 249V250H155ZM190 249V250H189ZM196 249H198V250H196ZM207 249V250H206ZM210 249V250H209ZM222 249V250H221ZM236 251H235V250ZM240 249V250H239ZM84 252H83V251ZM127 250V251H126ZM141 250V251H140ZM152 250V251H151ZM160 250V251H159ZM189 252V251H191V252H187V251ZM195 250V252L197 251H200V252H198V254L200 253V255H197V254H195V252H193ZM209 250V252L207 253L206 251H208ZM219 250V251H218ZM234 250V251H233ZM245 250H246V253H245V255L247 256H245L244 255V257H242V255L243 254H241V252H245ZM2 251V252H1ZM73 251V252H72ZM76 251H78V252H76ZM102 253H101V252ZM140 251V252H139ZM184 251H186L188 254H186V252H184ZM205 251V252H204ZM215 251H217V253L215 252ZM239 251H241V252H239ZM57 252V253H56ZM75 252V253H74ZM87 252V256H86V253ZM94 252H96V253H94ZM126 252H128L127 253V255H126ZM135 254H133V253ZM155 252V253H154ZM180 252H181V255L184 257L185 256V254L186 255H190V256H185L186 258L185 259H187V262H184V261H186L184 258H182V256L180 255ZM214 252H215V254H214ZM221 252H223V253H221ZM249 252H250V254H253L252 256L251 255H249ZM62 254V255H59V254ZM72 253V254H71ZM82 253V254H81ZM88 253H90V254H88ZM101 253V254H100ZM132 253V254H131ZM182 253H184V255L182 254ZM204 253V254H203ZM209 253H210V255L212 256V257H210V255H209ZM221 253V254H220ZM225 253V254H224ZM231 253V254H230ZM237 253V254H236ZM50 254L52 255V256H50ZM64 254V255H63ZM83 254H85V255H83ZM105 256L106 254H107V256H105V257H103V255ZM133 255L135 258H133V256L131 257V255ZM152 254V255H151ZM194 254L195 255H197L196 257L197 258H195V256H194ZM212 254H214V255H212ZM248 254V255H247ZM57 255H59V257H61L60 259H57ZM89 255V256H88ZM98 255V256H97ZM102 255V256H101ZM177 255H179V257L177 256ZM192 255V256H191ZM209 255V256H208ZM220 255H221V257H222V259H221V257H220ZM100 256H101V258H103V259H97V258H100ZM108 256H110V257H108ZM144 256V257H143ZM162 256V257H161ZM163 256H164V258H166V260L163 258ZM174 256V257H173ZM206 256V257H205ZM208 256V257H207ZM213 256H214V259H212L213 258ZM235 256V257H234ZM251 256V257H250ZM254 256V257H253ZM47 257V258H46ZM50 257H53V258H50ZM58 257V258H59ZM108 257V258H107ZM173 257V258H172ZM192 259V260H190V258ZM217 257V258H216ZM249 257H250V260H249ZM75 258H76V260L77 259H80V260H77L76 262H74L75 261ZM133 258V259H132ZM175 258V260H176V262H175V260H173ZM215 258H216V260H217V262H216V260H215ZM231 258H232V260H231ZM242 258H245L244 260L242 259ZM257 260H256V259ZM93 259V260H92ZM94 259H97V261L94 263L93 261H95ZM104 259H106V260H104ZM157 259V260H156ZM168 259V260H167ZM170 259V260H169ZM229 259V260H228ZM152 260V261H151ZM153 260H155V261H153ZM159 260H160V262H159ZM178 260H180L179 262H178ZM184 260V261H183ZM188 260H190V261H188ZM194 260V261H193ZM255 260V261H254ZM63 261V262H62ZM65 261V262H64ZM83 261V262H82ZM103 261V262H102ZM157 261V262H156ZM164 261H168V262H164ZM174 263H173V262ZM208 261V262H207ZM215 261V262H214ZM253 261V262H252ZM4 262V263H3ZM156 262V263H155ZM171 262V263H170ZM236 262V263H235ZM248 262V263H247ZM119 264H122L121 262H118ZM118 263H116V264H118Z\"/></svg>",
    "mask_w": 264,
    "mask_h": 264
}]
</instances>
